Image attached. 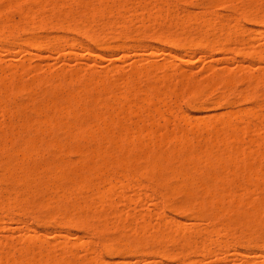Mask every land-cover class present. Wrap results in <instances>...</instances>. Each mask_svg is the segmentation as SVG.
<instances>
[{"label":"rangeland","instance_id":"374dc122","mask_svg":"<svg viewBox=\"0 0 264 264\" xmlns=\"http://www.w3.org/2000/svg\"><path fill=\"white\" fill-rule=\"evenodd\" d=\"M5 1L0 0V38H1L0 39V72H1L0 78L3 79V81L0 80V116H1L0 117L1 119L0 147L1 148L3 147L2 149L0 148V253H1L0 264H16V262H18L17 264L20 263L25 264L26 262H28V264L29 263L52 264V262L53 264L54 262H57L56 264H60V263L66 264L67 262H68L67 264H81L82 262H83L82 264H181V262H183L182 264H264V247H263L264 226H262L264 225V223L262 224V222H264L262 221L264 219L263 218L264 217V211H263L264 187H261L262 184H260L261 185L260 186L259 184L257 185L256 183L257 180L259 182L261 178H262L261 180H263L264 178L263 177L264 165H262V163L264 164V158H263L264 157V118H263L264 117V110H263L264 109V60H262L264 58V54H263L264 53V8H263L264 0H244L245 2L242 0H231V1L230 0H220V1L219 0H183V1L182 0H150V1L149 0H108V1L97 0V2L96 0H51V1L37 0L38 2H34L33 0H9V1L5 0ZM96 7L99 8L101 12L98 9H96ZM43 8L47 12L43 10ZM92 8L93 9L95 8L94 9L95 11L94 10L90 11V9ZM247 9L248 10L251 9V10L247 11ZM96 10L98 12H96ZM260 11L263 13H261ZM85 12L86 13L90 12L92 14L91 15L89 13V16H91L92 20L90 19V17L85 15L86 14ZM95 12L98 15H96ZM252 14H254V16ZM86 16L88 17L87 19L89 22L87 21L88 23H86L85 21L82 24V21L86 20L84 19V17ZM246 16L248 17L253 16V17H249L248 19ZM180 24H182L181 26L184 25L182 29H180L181 28ZM83 26L84 27L86 26L85 28H87V26L90 28L82 29ZM223 38L225 39V41L227 40L226 42H228L226 43V45ZM219 39H221L223 43ZM198 40L201 47L200 45L195 46L196 44H198L197 42ZM203 41H205L206 43ZM192 42H194L193 43L194 45L192 44ZM207 42L210 44L209 45L210 47L208 46L204 47V44L205 46L208 44ZM191 44L193 45L192 50L190 49V47L192 46ZM220 44L225 45L226 48ZM240 44H242L244 47ZM198 47L200 49H198ZM206 48L209 49L207 50ZM202 49H204V52ZM226 75L228 76L229 81L228 78H226L227 77ZM102 78L103 80H101ZM99 79L101 80V82ZM56 81L58 82L56 83ZM2 83L4 84L3 86ZM102 83L104 84L102 85ZM224 84H227V86L225 87ZM16 85L21 87V88L19 87L18 88L19 90L17 91H16L17 89ZM3 88H5L6 90L5 89L3 90ZM129 88L130 90H128ZM150 88L153 89L150 90ZM155 88L157 91L155 90ZM13 89H15L16 94H14L15 91ZM26 89L28 92L30 91L29 93L31 94H29L26 91ZM70 90H72L73 92ZM66 91L68 92V95ZM153 93H154V97L152 96ZM155 94L158 97L155 96ZM69 95H72V98H74L76 101H78L77 99H79V101L77 102L78 105H76L77 103L75 102L74 99L73 100L75 104H72L73 100L71 96L69 97ZM111 95L112 97H110ZM145 95L148 99L145 97ZM149 95H151V98ZM97 96L98 98H100V101L97 98ZM65 98H67V100L69 99L68 100L69 102L64 100ZM93 98L95 99L93 100ZM143 99L145 100V102ZM92 100L94 102L96 101L98 104L95 102L93 103L95 104L93 106V104H91ZM64 101L68 102L69 104L67 105L66 103H64ZM148 102L150 105L148 104ZM48 103L49 105H47ZM63 103L65 105L64 106L65 109H69V106L70 109L69 110L63 109L64 108ZM74 105H76V107H74ZM71 106H73L74 108ZM46 107L48 110L46 109ZM77 107L79 110L77 109ZM59 108L62 110H60ZM37 112L38 114H36ZM158 112L161 114H159ZM89 113H92L90 115L92 116L91 119ZM131 114L133 115L135 114L138 117H135ZM87 115L89 118L87 117ZM97 115L102 119L98 118ZM107 115L110 118H108ZM94 117H96V121L100 119L101 121L103 120L106 122L102 121L100 123H97L94 121L95 119ZM45 118L47 119L46 120L47 122L43 120ZM73 120L75 121L72 122ZM76 120L77 121L79 120V122H77ZM112 120L113 122L115 121L114 126ZM48 121L52 122V124L54 123L53 125L54 127L52 126V130L50 128H47L48 126H46ZM109 121H111L112 123L111 127L110 125H108V123L111 124ZM221 122H223L222 125ZM106 123L110 128L109 127L107 128ZM116 123H118V125H116ZM245 123L247 124L249 123V124L246 125ZM38 124H42V125L44 124L41 127V130H39L41 125L39 126ZM50 124L51 123H48V125ZM97 124H101V125H99V127L97 128L98 126ZM120 125L122 129L124 128L128 132L125 133L124 132L125 130L124 129L122 130L120 128ZM133 125L135 128H133ZM67 126L69 127V130ZM80 126L82 127L80 128ZM118 126L119 128L115 129ZM241 127L244 131L241 129ZM111 128H113L114 130L111 131L112 130ZM86 129L88 130L86 131ZM103 129L108 133L105 132ZM137 129H139L138 132ZM146 129H148L146 131L147 136L145 135ZM154 129H155V133H154ZM223 129L225 132L227 131L226 133L228 135L226 136H229V133L232 132L234 133V134L232 133V135L234 136L236 133H238L236 135L239 138V141L234 140L237 137L234 138L233 136L232 138L234 141L233 143V141L230 140L232 136L230 135L231 137L229 139L228 137H225L224 135L225 132L223 131ZM240 129L243 131V133ZM246 129L248 132L245 131ZM233 130H235L236 133ZM119 131L122 132L120 133ZM129 131L132 136L134 134L133 137L135 139L133 137L131 138L127 136L129 134ZM215 131H217L216 132L217 134L219 133V131L221 132L223 131L222 132L223 137L221 133L216 135ZM96 132H98L97 133L98 135L96 134ZM135 132L137 133L135 134ZM83 133L86 134L88 137ZM91 133L94 134V137ZM123 133L124 135L126 134L127 139L126 136L123 135ZM67 134H69L70 136ZM90 134L94 139L90 137L91 136ZM108 134L114 141L115 138L118 137V139H116L115 142L112 140H111L112 142L110 141L111 143L114 142V144L112 145H110V142H108L110 139L107 140L109 137L107 136ZM137 134L138 137L135 136ZM214 134L216 135V139L214 137L215 136ZM255 134H257L259 138ZM114 135L117 136L114 137ZM131 135L129 134V136ZM36 136L39 138H37ZM170 136L172 138H169ZM176 136L179 137V141L177 140L178 138ZM249 136L250 138H248ZM73 137L74 139L72 140ZM84 137L86 139H83ZM173 137L174 138L176 137L177 139L176 138L175 139L178 142H175L176 140L175 141L172 140ZM123 138L125 142L128 143V145L126 143H125L126 145L124 143L122 144V142H124ZM219 138H221V140L223 141H220ZM31 139L33 140L34 143L32 142ZM248 139L251 140L254 139V141L251 142ZM50 140L51 141L53 140L52 143L54 145L50 142ZM118 140H120L119 142L121 143H119ZM129 140H131L133 143L136 142L137 144L135 143L133 145L131 144L132 142ZM228 140L232 142H229ZM219 141L222 142V144ZM249 142H251V144ZM27 143L29 145H27ZM55 143H57L56 147H55ZM74 143H76L75 146ZM82 143L83 145L85 144L86 147H84ZM86 143H88V145ZM218 143L221 145H218ZM115 144L117 147L113 146ZM246 144L249 145L247 146ZM214 145L215 147L216 146L219 147L216 150H214L215 149ZM177 148L178 151H175L177 150ZM232 148L236 151L237 149L239 150L238 151L239 155L236 152L234 153V155L239 156L238 159H240L241 161L238 160L234 155L233 156L236 159H233L234 158L232 156L233 153L231 152L232 151L234 152V150H231ZM257 148H259V150ZM89 149H91L90 150L91 154ZM103 149L105 150L103 151ZM126 149L128 150L126 151ZM254 149L256 151L255 153H257L258 151H260L261 153L258 152L257 154H254ZM135 150L137 151L135 152ZM226 150H228V152ZM252 150L253 153H251ZM110 151L113 152V154ZM206 151L211 153L212 154L211 156L213 155L215 156L209 157L210 154L206 153ZM214 151L217 153H215ZM28 152H30V154ZM178 154L180 155V157ZM190 154L194 156L197 154L196 157L200 156L198 159L202 162L201 163L200 161L197 162L198 159H196L193 156H190ZM220 154H223L222 155L223 158L222 156H220ZM260 154L261 156H259ZM134 155L135 158L137 157L136 159L133 157ZM108 156L110 157L109 160H108ZM204 156L207 157V158L205 157L207 160H205ZM224 156L226 161L221 163L223 161L222 159H224ZM24 157L25 159H23ZM131 157H133L134 159ZM161 157L163 158L161 159ZM214 157L215 159L220 158V160H222L221 162L219 161L220 164L218 165L221 166L226 165V166H224V168L220 167L223 169L220 168L218 169L219 166L218 165H217L218 167L216 166L218 160L215 162L216 164H214L215 161L213 159ZM89 158L93 162H91ZM128 158H130L131 160ZM154 158L163 160L164 163L165 161L168 162L167 167L169 168L166 167L167 169H162L163 172L160 171V173L156 172L157 170H151L153 172H150V169L144 167V165L147 166L146 162H149V160L151 161ZM210 158H212L213 164L216 167V168L214 167L211 172L210 170L213 164L211 165L212 161ZM244 158L246 160H244ZM6 159L9 160L6 161ZM82 159L84 162L82 161ZM132 159L133 161L134 160L135 161L133 162ZM203 159L205 161H203ZM208 160L211 162H209ZM237 160L240 162V164L242 163V161L245 162V165H248V163H250L249 165L252 168V170L255 168L253 164H257L256 165L258 166L257 169L261 168L260 169L261 172L259 170L257 171L256 169L255 170L256 176H255V174L252 173V171H250L251 169L250 167H249L250 169L242 168L245 166L243 164L244 162L242 163L243 164L242 167H240L239 166L240 164L238 165L239 162H237ZM85 162L87 163V165ZM176 162L178 165V169L176 167ZM207 162L208 164L211 165V166L209 165V167L211 168H207L208 166L204 167L205 163ZM232 162L235 163L233 164ZM52 163H54L53 166H51ZM180 163L184 165H181ZM195 163H197L198 166H201L202 170H200L201 169L200 167L199 168L196 167L197 165H195ZM8 164H9V168L7 167ZM14 165L16 166V168ZM29 165L32 166L30 167ZM69 165L71 168L69 167ZM179 166L182 167V170L181 167ZM234 166H236L237 171H235ZM229 167L230 170L228 169ZM87 168L89 169L86 170ZM105 168L106 169L108 168L110 170H106ZM144 168L148 170H145ZM190 168L193 169V172H191L192 169L190 170ZM195 168L197 169L196 171H194ZM16 169L18 171L20 169V171L18 172ZM30 169H32V171H30ZM247 169L249 170V172ZM244 170L245 172H248L249 176H251L250 174H253L252 175L253 177L251 176L253 179L255 177L256 178L258 177L260 178V176L262 177L260 179L259 178L256 179V182H254L255 179L253 180L251 177H250L251 180H248L246 178L248 175H246L247 173L246 174L244 173ZM7 171L10 173H6ZM56 171L57 172L59 171L58 174L56 173ZM70 171L72 174L70 173ZM97 171H99V173ZM145 171L150 172L148 174V177L147 175H145L148 172L146 173ZM166 171L168 172L166 173ZM100 172L102 174H100ZM106 172L108 173V175ZM185 172L187 174H185ZM195 172H197L196 174L198 173L199 174L195 176ZM217 172L218 174H220L219 177ZM239 172L241 174H239ZM20 173L21 176L19 175ZM94 173L96 174V176ZM173 173L175 177H173ZM190 173L192 175H189ZM223 173H225V175H222ZM228 173H231L236 177L238 176V178L235 177L238 180L233 178V180L230 181L229 178L232 175ZM8 174H10V176H8ZM140 174L142 176H140ZM161 175L163 179L162 177H160ZM163 175L165 177L169 175L168 176L169 179L165 178ZM221 175L223 177H221ZM226 175H229L228 180L225 177ZM64 176L65 177L68 176L66 179L69 178V180L67 181ZM213 176H216V178L215 177L213 178ZM243 176H246L244 182H243L244 179ZM28 177L31 178L28 179ZM90 177L93 179H91ZM185 177L187 178L190 177V178L185 179ZM204 177L211 178V179L208 178L209 180L213 179V182L215 181L214 179L218 180L220 177L221 180H224L226 178L225 180H227L229 182V185L230 184L231 185L230 186L226 185L228 182L225 183L226 182L225 180H224L225 182L222 181L224 183V186L221 189L224 190L222 191L225 193L224 194L221 192V189L218 190L220 186L219 188L218 186H216L218 184L220 185L223 184L221 180L217 181L218 184L216 181H215L216 184L215 182L214 183L212 182L216 186V188H213L214 185L210 184L208 182L209 180ZM59 178H61L62 181H58L60 180ZM83 178L90 179L89 182L90 187L87 184L88 186L86 185V187L84 186L85 187L84 188L83 185L85 184L83 183L80 184L81 179ZM39 179H41L42 181ZM55 179L57 180L56 181L57 185L55 184ZM116 179L118 181H116ZM170 179L172 180L171 183L169 182ZM173 179H175L176 181L175 180L173 181ZM19 180L20 182L23 181L22 184H20ZM166 180H168L167 183L165 182ZM205 181H207L208 184L212 185V188L210 185H209L210 187L209 186L207 187V185L203 184L205 183ZM246 181H252V183L254 182L253 184L257 186V189H255V187H253L254 185L252 186L251 182H249L248 186L250 184V186L254 190L251 187H249L248 188L249 191H245L244 189L247 186V184H245ZM14 182L15 183L17 182V184L15 185ZM69 182L71 183V185ZM185 182L187 185L185 184ZM199 182L202 185L201 184L199 185ZM12 183L14 186L12 185ZM114 183L116 184V186ZM180 183H182L184 186L186 185L185 189L183 186H181L182 184ZM191 183H194V185ZM19 184L20 186H18ZM113 184L115 186L116 191L112 188ZM121 184H125L126 186L122 185L123 186L122 188ZM233 184L235 186L237 185L238 187L239 185L241 186L239 188H237V186L232 187L234 186ZM164 185L165 186L167 185V187L168 185L173 186V188L174 187L176 188L177 185H179L178 186L179 188L178 187L176 188L178 189L177 191L175 188L173 190V188L171 187L166 188L164 187ZM242 185L245 186V188L241 192V188H243ZM78 186L80 189L78 188ZM119 186H121V188ZM180 186L182 191L184 189L186 192L189 189L191 195L189 193L187 194L182 193L180 191L181 190ZM199 186L201 187L204 186L203 192H201L202 188L200 189ZM52 187L54 188L52 189ZM96 188L97 190L98 189L99 190L97 191ZM169 188H171L170 193H169ZM205 188H207V190ZM227 188L229 192L227 191ZM40 189L42 191H40ZM67 189H69V191H67ZM76 189L79 190L77 191ZM204 189L207 191V193H210V196L214 195L215 192L216 194L212 197H209L207 196L209 194L205 193ZM214 189H216V191ZM100 190L101 193L103 192V190L106 192L108 191L107 192L108 195L106 194V192L105 193L103 192L104 193L103 195L105 196H103L102 194L99 195ZM212 190H214L215 192H213ZM252 190H253V194L251 192ZM259 190H261L262 194L259 193L260 192ZM211 191L213 192V194ZM219 191L222 194L221 196L219 194ZM62 192L63 194L61 195ZM96 192L99 193V194L97 193L99 195V198L98 195H96ZM177 192L179 195L177 194ZM181 193L185 195L183 196L181 195ZM192 193L195 195L196 198L194 197V195H192ZM56 194L59 196H56ZM188 194L191 196V198H189L190 196H188ZM63 195H65V197ZM106 195L108 197L107 199H106ZM225 195L227 196L229 195L230 197L228 196L229 197L228 198ZM215 196H217L220 201L217 199V197L215 198ZM247 196L248 198H246ZM48 199L51 201L55 199V201L51 202ZM70 199L71 201H73L74 199V201L71 202ZM182 199H185L186 201L185 200L181 201ZM194 199H197V202ZM33 200H35V205L37 204L36 206L34 205ZM78 200H79V205H78ZM83 200L85 201L83 202ZM106 200H107V204H106ZM191 200L194 201L193 205ZM214 200L215 202L218 201L217 204H213ZM259 200L261 202H259ZM173 201L174 204H172ZM177 201H179L178 204ZM187 201H188V206L189 205L192 206L190 207L191 210L189 208L191 213H189V210L185 208H184L185 210L183 209L184 207L183 205H186ZM209 201L210 204H208ZM48 202H50V204H47ZM59 202L60 205H58ZM93 202L95 205L93 204ZM168 202L171 205H167ZM219 202L221 206L219 205ZM251 202H253L252 205ZM17 204L18 207H16ZM97 204L98 206H96ZM99 204L101 205V207ZM176 204L178 208L182 206V208L180 210L178 209V211H177V207L175 208ZM201 204L203 205V207H201ZM86 205L87 207L90 206L89 209L88 208L86 209ZM58 206L61 208H58ZM67 206H69L71 209L68 207V209L65 210ZM75 206L77 207L80 206L82 210L80 209L79 210L83 211L85 214L87 212L89 213L84 215L85 216L84 217L83 216L84 213L82 212L81 216H83L82 217L83 219L80 218L81 217L80 213H77L79 214L78 215L79 217H77L76 212L79 211L78 208ZM73 207L77 209V211H74L76 216L73 212V210L76 209H74ZM171 207H173L174 209ZM193 207L195 208L197 207L196 212H198L199 210L201 211L204 210V212L205 211L207 212L205 214L204 212L202 213L200 211H199L200 214L192 213ZM62 208L64 209V211L60 213V209L62 211ZM257 208L259 209L260 213H263L262 217L261 214L258 213ZM54 209H56V211ZM182 209L184 211H182ZM67 211H69V213ZM95 211L96 214H94ZM60 214L62 215L60 216ZM190 214L191 215L193 214L194 216L192 215L193 216L192 217ZM238 214H240V216ZM258 214L260 215L259 216L260 219L258 218L260 221L257 220L256 217ZM63 215L64 218H61L63 217ZM65 215L68 220H66ZM205 215L209 217H206ZM114 216L115 217L117 216L118 220ZM199 216H201L200 219H198ZM251 216L253 220H257L259 223H261V226L257 224L258 222L256 221H255L256 223L255 222L251 223V219H252V218L250 219ZM119 217H121V220L124 219V221H120ZM196 217L198 218L195 219ZM95 218L97 220H95ZM143 218L144 220H142ZM244 218L247 221L246 224ZM246 218L250 220H247ZM61 219H65V220L62 221ZM73 220L74 221L78 220L79 222L77 221L74 222ZM216 220L217 222H215ZM234 220L236 223L234 222ZM69 221L71 225L68 223ZM83 221H85V223ZM147 221L150 224L146 225V223H148ZM166 221H168V223ZM243 222L244 224H242ZM110 223L112 225L111 227L109 226ZM173 224L174 227H172ZM138 225H141V227ZM144 225L148 226L149 228H147ZM177 225H179L180 227L179 232H177L178 231ZM183 225L184 227H182ZM128 226L131 227L129 228ZM252 226L254 227L251 228ZM170 227L173 228V231L172 229H169ZM236 227H239L238 230ZM139 228H141L144 233H142V231H139L141 230ZM228 228L232 232H230ZM99 229L101 230L100 232L98 231ZM129 229L130 231H132V233L129 231ZM160 229L161 231H163V233H161ZM168 230L169 231L171 230L170 232L172 233L170 234ZM180 230L182 233L180 232ZM174 232L175 234L176 232L179 234L175 235L173 234ZM183 233L186 237H183ZM209 233L211 234V236H208ZM120 235H122L123 238ZM135 235L138 239L135 238ZM139 235L141 238L144 236V238L140 239ZM150 235L151 236L153 235L152 238L150 237L151 241H149L150 238H148ZM154 235L156 238L154 237ZM171 235L174 237H171ZM187 235L189 236L187 237ZM168 236L169 238L172 239L174 238L175 241L173 240V243H171L170 241L172 239H169ZM175 236H177V238ZM191 236H193L195 240ZM254 236L255 237L260 236L258 237L259 240L257 241L258 238L256 239ZM133 238L136 240H134ZM154 238L155 240L153 241ZM178 238L180 239L179 243L177 241ZM186 238L189 239L187 240ZM244 239L246 241H243ZM27 240L28 243L26 242ZM113 240L114 243L116 244L115 247L113 246L115 245L113 243ZM142 240H146V241L142 242ZM207 240H210L209 243L207 242ZM30 241L32 242V246ZM116 241H118L119 244ZM137 241L141 244V246ZM147 241L148 243H146ZM185 241H187L188 247L184 249L186 250L185 252L184 250L180 251V249H183L187 245L186 244L183 247ZM211 241L213 244L210 243ZM123 242L126 246L123 244ZM149 242L150 243L152 242L153 245L152 243L150 244ZM161 242L163 244H160ZM192 242H194L195 244ZM111 243H113V245ZM117 244L119 246L122 244L123 245L119 247ZM206 244L207 245L210 244L209 245L210 247L206 246L207 249H204V251L206 252V250L210 249V251L212 252H210V254H206L202 252L203 251L202 248L201 253L204 254H201L199 249L202 247V245L204 246ZM52 245L54 246V248ZM107 245L109 246L112 245L113 249L115 248L114 249L115 251L113 250L114 254L112 252L111 254L109 253L108 251L109 246ZM130 245L132 246L130 247ZM117 246L123 251L122 250L118 251L119 249ZM25 247L29 252H27ZM48 247H50V249ZM104 247L106 248V250H103L105 249ZM189 247H191L192 250ZM217 247L218 249H215ZM35 248H39V250H36ZM128 248L129 249L136 248V249L134 250L132 249L133 251H131ZM24 249L26 251H24ZM45 249L49 251L45 252ZM18 250H20L21 252ZM105 251H108L110 255H108V253ZM4 252L5 254H3ZM64 252L67 253L68 255H66ZM117 252L119 253V255L116 254ZM69 253L70 254L72 253V255H70ZM161 253L163 254L161 255ZM171 254L172 255L174 254L173 255L174 259L178 258L180 260L178 259L174 260L171 257L172 256ZM181 254L184 256H181ZM176 255H178V257ZM32 256L35 257L33 259L34 262L31 260L33 258ZM26 257L29 258V259L27 258L28 261H26L27 260ZM67 257L70 259H67ZM169 257L172 259H169ZM15 260L17 261L15 262Z\"/></svg>","mask_w":264,"mask_h":264},{"label":"bare ground","instance_id":"6f19581e","mask_svg":"<svg viewBox=\"0 0 264 264\" xmlns=\"http://www.w3.org/2000/svg\"><path fill=\"white\" fill-rule=\"evenodd\" d=\"M4 1H5V0H4ZM8 1H9V0H8ZM33 1H34V2H38L37 0H33ZM39 1H41V0H39ZM42 1H44V0H42ZM50 1H51V0H50ZM101 1H102V0H101ZM107 1H108V0H107ZM149 1H150V0H149ZM182 1H183V0H182ZM219 1H220V0H219ZM230 1H231V0H230ZM242 1H244V0H242ZM5 2H6V1H5ZM96 2H97V0H96ZM98 2H99V1H98ZM125 2H126V1H125ZM138 2H139V1H138ZM147 2H148V1H147ZM155 2H156V1H155ZM174 2H175V1H174ZM235 2H236V1H235ZM244 2H245V1H244ZM251 2H253V1H251ZM76 3H77V2H76ZM94 3H95V2H94ZM112 3H113V2H112ZM136 3H137V2H136ZM256 3H257V2H256ZM2 4H3V3H2ZM63 4H64V3H63ZM97 4H98V3H97ZM104 4H105V3H104ZM130 4H131V3H130ZM212 4H213V3H212ZM249 4H250V3H249ZM263 4H264V3H263ZM99 5H100V3H99ZM102 5H103V4H102ZM102 5H101V6H102ZM251 5H252V4H251ZM1 6H2V5H1ZM4 6H5V5H4ZM41 6H42V5H41ZM63 6H64V5H63ZM83 6H84V5H83ZM86 6H87V5H86ZM101 6H100V7H101ZM111 6H112V5H111ZM111 6H110V7H111ZM246 6H247V5H246ZM248 6H249V5H248ZM253 6H254V5H253ZM255 6H256V5H255ZM65 7H66V6H65ZM70 7H71V6H70ZM80 7H81V6H80ZM107 7H108V6H107ZM110 7H109V8H110ZM128 7H129V6H128ZM249 7H250V6H249ZM260 7H261V6H260ZM262 7H263V5H262ZM8 8H9V6H8ZM125 8H126V7H125ZM247 8H248V7H247ZM263 8H264V7H263ZM263 8H262V9H263ZM46 9H47V8H46ZM62 9H63V8H62ZM68 9H69V8H68ZM94 9H95V8H94ZM94 9L92 8V9H90V11H92V10H94ZM96 9L99 10V8H97V7H96ZM100 9H101V8H100ZM104 9H105V8H104ZM262 9H260V10H262ZM43 10H45V9L43 8ZM250 10H251V9H250ZM250 10L247 9V11H250ZM45 11H46V10H45ZM81 11H82V10H81ZM94 11H95V10H94ZM99 11L101 12V10H99ZM107 11H108V9H107ZM107 11H106V12H107ZM157 11H158V10H157ZM162 11H163V10H162ZM207 11H208V10H207ZM255 11H256V9H255ZM32 12H33V11H32ZM46 12H47V11H46ZM96 12H98V11L96 10ZM96 12H95V14H96ZM125 12H126V11H125ZM251 12H252V11H251ZM257 12H258V11H257ZM260 12H261V11H260ZM22 13H23V12H22ZM26 13H27V12H26ZM35 13H36V12H35ZM85 13H86V12H85ZM87 13H88V14H87ZM87 13H86L85 15H87V16L90 17V19H91V16H89V13H90V12H87ZM92 13H93V12H92ZM108 13H109V11H108ZM135 13H136V12H135ZM258 13H259V12H258ZM261 13H263V12H261ZM37 14H38V13H37ZM59 14H60V13H59ZM90 14H91V13H90ZM110 14H111V13H110ZM137 14H138V13H137ZM57 15H58V14H57ZM91 15H92V14H91ZM96 15H98V14H96ZM96 15H95V16H96ZM252 15L254 16V14H252ZM20 16H21V15H20ZM87 16L84 17V19H86V20L83 19L84 21H82V24H83V22H85V21H86V23L89 22L88 19H87V18H88ZM99 16H100V15H99ZM101 16H102V15H101ZM122 16H123V15H122ZM131 16H132V15H131ZM241 16H242V15H241ZM253 16H249V17H253ZM54 17H55V16H54ZM92 17H93V16H92ZM142 17H143V16H142ZM189 17H190V16H189ZM244 17H245V16H244ZM246 17L249 19L248 16H246ZM14 18H15V17H14ZM25 18H26V17H25ZM73 18H74V17H73ZM121 18H122V17H121ZM177 18H178V17H177ZM177 18H176V19H177ZM247 18H246V19H247ZM51 19H52V18H51ZM123 19H124V18H123ZM179 19H180V18H179ZM253 19H255V18H253ZM5 20H6V19H5ZM91 20H92V19H91ZM91 20H90V22H91ZM93 20H94V18H93ZM161 20H162V19H161ZM209 20H210V19H209ZM256 20H257V18H256ZM58 21H59V20H58ZM87 21H88V22H87ZM96 21H97V20H96ZM105 21H106V20H105ZM122 21H123V20H122ZM141 21H142V19H141ZM144 21H145V20H144ZM158 21H159V20H158ZM198 21H199V20H198ZM202 21H203V20H202ZM252 21H253V20H252ZM254 21H255V20H254ZM7 22H8V21H7ZM23 22H24V21H23ZM28 22H29V21H28ZM41 22H42V21H41ZM64 22H65V21H64ZM76 22H77V21H76ZM92 22H93V21H92ZM129 22H130V21H129ZM185 22H186V21H185ZM203 22H204V21H203ZM207 22H208V21H207ZM209 22H210V21H209ZM257 22H258V21H257ZM259 22H260V21H259ZM67 23H68V21H67ZM142 23H143V22H142ZM183 23H184V22H183ZM45 24H46V23H45ZM55 24H56V23H55ZM79 24H80V23H79ZM82 24H81V25H82ZM91 24H92V23H91ZM111 24H112V23H111ZM164 24H165V23H164ZM197 24H198V23H197ZM214 24H215V23H214ZM219 24H221V23H219ZM86 25H88V24H86ZM112 25H113V24H112ZM169 25H170V24H169ZM181 25H182V24H180V26H181ZM200 25H201V24H200ZM226 25H227V24H226ZM27 26H29V25H27ZM183 26H184V25H183ZM183 26H181L180 29H182ZM201 26H202V25H201ZM70 27H71V26H70ZM85 27H86V26H85ZM85 27L83 26L82 29H83V28H84V29L90 28V27H88V26H87V28H85ZM99 27H100V26H99ZM118 27H119V26H118ZM3 28H4V27H3ZM33 28H34V27H33ZM77 28H78V27H77ZM113 28H114V27H113ZM31 29H32V28H31ZM162 29H163V28H162ZM183 29H184V28H183ZM210 29H212V28H210ZM5 30H6V29H5ZM9 30H10V29H9ZM132 30H133V29H132ZM91 31H92V30H91ZM111 31H112V30H111ZM164 31H165V30H164ZM170 31H171V30H170ZM206 31H207V29H206ZM69 32H70V31H69ZM79 32H80V31H79ZM122 32H123V31H122ZM220 32H221V31H220ZM31 33H32V32H31ZM105 33H106V32H105ZM134 33H135V32H134ZM199 33H201V32H199ZM228 33H229V32H228ZM33 34H34V33H33ZM125 34H126V33H125ZM165 34H166V33H165ZM209 34H211V33H209ZM5 35H6V34H5ZM140 35H141V34H140ZM167 35H168V34H167ZM184 35H185V34H184ZM29 36H30V35H29ZM125 36H126V35H125ZM200 36H201V35H200ZM30 37H31V36H30ZM97 37H98V36H97ZM122 37H123V36H122ZM130 37H131V36H130ZM230 37H231V36H230ZM27 38H29V37H27ZM163 38H164V37H163ZM171 38H172V37H171ZM0 39H1V38H0ZM23 39H24V38H23ZM32 39H33V38H32ZM91 39H92V38H91ZM111 39H112V37H111ZM135 39H136V38H135ZM201 39H203V38H201ZM223 39H224V38H223ZM226 39H227V38H226ZM119 40H121V39H119ZM132 40H133V39H132ZM160 40H161V39H160ZM208 40H209V38H208ZM219 40H221V39H219ZM28 41H29V40H28ZM32 41H33V40H32ZM172 41H173V40H172ZM224 41H225V39H224ZM226 41H227V40H226ZM226 41H225V45H226V43H228V42H226ZM230 41H231V40H230ZM197 42H198V44H196L195 46H199V45H200L199 40H198ZM203 42H205V41H203ZM221 42H222V40H221ZM193 43H194V42H192V44H193ZM195 43H196V42H195ZM205 43H206V42H205ZM207 43H208V42H207ZM222 43H223V42H222ZM97 44H98V43H97ZM192 44H191V45H192ZM54 45H55V44H54ZM77 45H80V44H77ZM193 45H194V44H193ZM193 45L190 47L191 50H192ZM209 45H210L209 43H208L206 46H205V44H204V47H207V46L210 47ZM220 45H222V44H220ZM225 45H222V46L225 47ZM240 45H242V44H240ZM46 46H47V45H46ZM216 46H218V45H216ZM242 46H243V45H242ZM200 47H201V45H200ZM220 47H221V46H220ZM243 47H244V46H243ZM46 48H47V47H46ZM48 48H49V47H48ZM103 48H104V47H103ZM212 48H213V47H212ZM216 48H217V47H216ZM225 48H226V47H225ZM198 49H200V48L198 47ZM206 49H207V48H206ZM206 49H205V50H206ZM208 49H209V48H208ZM208 49H207V50H208ZM221 49H223V48H221ZM193 50H194V49H193ZM202 50H203V52H204V49H202ZM237 50H238V49H237ZM238 51H239V50H238ZM239 52H240V51H239ZM255 53H256V52H255ZM255 53H254V54H255ZM261 53H262V52H261ZM257 54H258V53H257ZM263 54H264V53H263ZM258 56H259V55H258ZM260 59H261V58H260ZM262 60H264V58H263ZM262 60H261V61H262ZM3 72H4V71H3ZM0 73H1V72H0ZM3 74H4V73H3ZM135 74H136V73H135ZM228 74H229V73H228ZM74 75H76V74H74ZM11 76H12V75H11ZM140 76H141V75H140ZM164 76H165V75H164ZM219 76H220V75H219ZM226 76H227V75H226ZM230 77H231V76H230ZM251 77H252V76H251ZM2 78H3V77H2ZM94 78H95V77H94ZM96 78H97V77H96ZM226 78H228V76H227ZM10 79H11V78H10ZM56 79H57V78H56ZM72 79H73V78H72ZM219 79H221V78H219ZM222 79H223V78H222ZM231 79H232V78H231ZM231 79H230V81H231ZM260 79H261V78H260ZM0 80L3 81V79H1V78H0ZM66 80H67V79H66ZM95 80H96V79H95ZM99 80H100V79H99ZM101 80H103V78H102ZM101 80H100V82H101ZM153 80H154V78H153ZM223 80H224V79H223ZM2 81H1V82H2ZM17 81H18V80H17ZM61 81H62V79H61ZM181 81H182V80H181ZM225 81H226V80H225ZM228 81H229V78H228ZM12 82H13V81H12ZM48 82H49V81H48ZM57 82H58V81H56V83H57ZM63 82H64V81H63ZM102 82H103V81H102ZM154 82H155V81H154ZM184 82H185V81H184ZM220 82H221V81H220ZM7 83H8V82H7ZM64 83H65V82H64ZM108 83H109V82H108ZM108 83H107V84H108ZM178 83H179V82H178ZM180 83H181V82H180ZM221 83H222V82H221ZM223 83H226V82H223ZM49 84H50V83H49ZM58 84H59V83H58ZM98 84H101V83H98ZM103 84H104V83H102V85H103ZM109 84H110V83H109ZM3 85H4V84L2 83V86H3ZM59 85H60V84H59ZM187 85H188V84H187ZM252 85H253V84H252ZM16 86H17V89H16V91H17V90H19L18 88H19L20 86H18V85H16ZM224 86L226 87L227 84H224ZM224 86H223V87H224ZM14 87H15V86H14ZM27 87H29V86H27ZM27 87H26V88H27ZM59 87H60V86H59ZM104 87H105V86H104ZM115 87H116V86H115ZM151 87H152V86H151ZM182 87H183V86H182ZM15 88H16V87H15ZM20 88H21V87H20ZM22 88H23V87H22ZM24 88H25V87H24ZM51 88H52V87H51ZM57 88H58V87H57ZM84 88H85V87H84ZM98 88H99V87H98ZM102 88H103V87H102ZM194 88H195V87H194ZM228 88H229V87H228ZM4 89H5V88H3V90H4ZM27 89H28V88H27ZM27 89H26V91H27ZM29 89H30V88H29ZM152 89H153V88H150V90H152ZM5 90H6V89H5ZM13 90L15 91V89H13ZM23 90H25V89H23ZM84 90H85V89H84ZM86 90H87V89H86ZM102 90H104V89H102ZM128 90H130V88H129ZM128 90H127V91H128ZM155 90H156V88H155ZM16 91H15L14 94H16ZM57 91H58V90H57ZM70 91H72V90H70ZM112 91H113V90H112ZM134 91H135V90H134ZM134 91H133V92H134ZM156 91H157V90H156ZM208 91H209V90H208ZM223 91H224V90H223ZM18 92H19V91H18ZM18 92H17V93H18ZM27 92H28V91H27ZM29 92H30V91H29ZM29 92H28V93H29ZM66 92H67V91H66ZM72 92H73V91H72ZM72 92H71V94H72ZM74 92H75V91H74ZM79 92H80V91H79ZM79 92H78V94H79ZM114 92H115V91H114ZM121 92H122V91H121ZM178 92H179V91H178ZM12 93H13V91H12ZM19 93H20V92H19ZM19 93H18V94H19ZM48 93H49V92H48ZM51 93H53V92H51ZM99 93H100V91H99ZM163 93H164V92H163ZM5 94H6V92H5ZM14 94H13V95H14ZM29 94H31V93H29ZM49 94H50V93H49ZM73 94H74V93H73ZM83 94H84V93H83ZM91 94H92V93H91ZM112 94H113V93H112ZM144 94H145V92H144ZM147 94H148V93H147ZM149 94H150V93H149ZM151 94H152V91H151ZM156 94H157V93H156ZM156 94H155V96H157ZM13 95H12V96H13ZM57 95H58V92H57ZM57 95H56V96H57ZM67 95H68V92H67ZM80 95H81V94H80ZM96 95H97V94H96ZM105 95H106V94H105ZM158 95H159V94H158ZM15 96H16V95H15ZM70 96H71V98H72V95H69V97H70ZM87 96H88V95H87ZM91 96H92V95H91ZM149 96H150V98H151V95H149ZM152 96L154 97V93H153ZM13 97H14V96H13ZM57 97H58V96H57ZM69 97H68V98H69ZM76 97H77V96H76ZM79 97H80V96H79ZM92 97H93V96H92ZM101 97H102V96H101ZM110 97H112V95H111ZM118 97H119V96H118ZM140 97H141V96H140ZM145 97H146V95H145ZM157 97H158V96H157ZM32 98H33V97H32ZM71 98H70V99H71ZM86 98H87V97H86ZM95 98H96V97H95ZM95 98H93V100H94ZM97 98H98V96H97ZM104 98H105V97H104ZM123 98H124V97H123ZM146 98H147V97H146ZM146 98H145V99H146ZM200 98H201V97H200ZM4 99H5V98H4ZM52 99H53V98H52ZM73 99H74V98H72V100H73ZM91 99H92V98H91ZM98 99H99V101H100V98H98ZM113 99H114V98H113ZM136 99H137V98H136ZM147 99H148V98H147ZM161 99H162V98H161ZM248 99H249V98H248ZM58 100H59V98H58ZM64 100L68 101L69 99L67 100V98H65ZM74 100H75V99H74ZM74 100H73V103H72V104H75V102L77 103V102L79 101V99H77L78 101L75 100V102H74ZM88 100H89V99H88ZM93 100H92V101H93ZM111 100H112V98H111ZM117 100H118V99H117ZM123 100H124V99H123ZM143 100H144V99H143ZM149 100H150V99H149ZM200 100H201V99H200ZM60 101H61V100H60ZM92 101H91V104H93V103L96 102V101H95V102H94V101L92 102ZM106 101H107V100H106ZM108 101H109V100H108ZM146 101H147V100H146ZM151 101H152V100H151ZM27 102H28V101H27ZM68 102H69V101H68ZM68 102H65V101H64V103H66L67 105L69 104ZM82 102H83V101H82ZM103 102H104V101H103ZM137 102H138V101H137ZM144 102H145V100H144ZM171 102H172V101H171ZM52 103H53V102H52ZM52 103H51V104H52ZM64 103H63V107L65 106ZM96 103H97V102H96ZM112 103H113V102H112ZM115 103H116V102H115ZM117 103H118V102H117ZM121 103H122V102H121ZM126 103H127V102H126ZM217 103H218V102H217ZM260 103H261V102H260ZM51 104H50V105H51ZM70 104H71V103H70ZM82 104H83V103H82ZM88 104H89V103H88ZM97 104H98V103H97ZM99 104H101V103H99ZM107 104H108V103H107ZM133 104H134V103H133ZM148 104H149V102H148ZM38 105H39V104H38ZM47 105H49V103H48ZM67 105H66V107H67ZM76 105H78V103H77ZM76 105H74V107H76ZM94 105H95V104H93V106H94ZM103 105H104V104H103ZM114 105H115V104H114ZM149 105H150V104H149ZM153 105H154V103H153ZM164 105H165V104H164ZM17 106H18V105H17ZM44 106H45V105H44ZM85 106H86V104H85ZM100 106H101V105H100ZM105 106H106V105H105ZM119 106H120V105H119ZM134 106H135V105H134ZM142 106H143V105H142ZM157 106H158V105H157ZM174 106H175V105H174ZM37 107H39V106H37ZM59 107H61V106H59ZM71 107H73V106H71ZM74 107H73V108H74ZM95 107H96V106H95ZM103 107H104V106H103ZM225 107H226V106H225ZM258 107H259V106H258ZM27 108H28V107H27ZM48 108H49V107H48ZM50 108H51V107H50ZM79 108H80V107H79ZM117 108H118V107H117ZM157 108H158V107H157ZM32 109H33V108H32ZM35 109H36V108H35ZM46 109H47V107H46ZM59 109H60V108H59ZM63 109H65V107H64ZM69 109H70V106H69ZM69 109H65V110H69ZM77 109H78V107H77ZM77 109H76V110H77ZM86 109H87V108H86ZM105 109H106V108H105ZM136 109H137V108H136ZM154 109H155V107H154ZM33 110H34V109H33ZM47 110H48V109H47ZM49 110H50V109H49ZM55 110H56V109H55ZM60 110H62V109H60ZM65 110H64V111H65ZM78 110H79V109H78ZM94 110H95V109H94ZM172 110H173V109H172ZM263 110H264V109H263ZM24 111H25V110H24ZM73 111H74V110H73ZM105 111H106V110H105ZM105 111H104V112H105ZM121 111H123V110H121ZM124 111H125V110H124ZM144 111H145V110H144ZM144 111H143V112H144ZM18 112H19V111H18ZM62 112H63V111H62ZM76 112H78V111H76ZM93 112H94V111H93ZM93 112H92V113H93ZM159 112H160V111H159ZM159 112H158V113H159ZM87 113H88V110H87ZM92 113H89V116H90ZM102 113H103V112H102ZM102 113H101V114H102ZM108 113H109V112H108ZM108 113H107V114H108ZM133 113H134V112H133ZM170 113H171V112H170ZM20 114H21V111H20ZM32 114H33V113H32ZM36 114H38V112H37ZM50 114H51V113H50ZM58 114H59V113H58ZM64 114H65V113H64ZM81 114H82V113H81ZM149 114H150V113H149ZM153 114H154V113H153ZM159 114H161V113H159ZM24 115H26V114H24ZM28 115H29V114H28ZM54 115H55V114H54ZM76 115H77V114H76ZM82 115H83V114H82ZM99 115H100V114H99ZM131 115H133V114H131ZM147 115H148V114H147ZM22 116H23V115H22ZM49 116H50V115H49ZM52 116H53V115H52ZM55 116H56V115H55ZM57 116H58V115H57ZM61 116H62V115H61ZM65 116H67V115H65ZM80 116H81V115H80ZM85 116H86V115H85ZM95 116H96V115H95ZM97 116H98V115H97ZM107 116H108V115H107ZM133 116L138 117V116H136L135 114H134ZM133 116H132V117H133ZM150 116H151V115H150ZM235 116H236V114H235ZM262 116H263V114H262ZM0 117H1V116H0ZM32 117H33V116H32ZM40 117H41V116H40ZM59 117H60V115H59ZM78 117H79V116H78ZM81 117H82V116H81ZM87 117H88V115H87ZM91 117H92V116H90V119H91ZM181 117H182V116H181ZM24 118H25V117H24ZM83 118H84V117H83ZM88 118H89V117H88ZM94 118H95V119H94ZM94 118H93L94 121L97 122V123H100V122L103 121V120L101 121L100 119H98V120H100V121H98V120L96 121V117H94ZM98 118H101V117L98 116ZM108 118H110V117L108 116ZM235 118H236V117H235ZM263 118H264V117H263ZM62 119H63V118H62ZM76 119H77V118H76ZM101 119H102V118H101ZM111 119H112V118H111ZM119 119H120V118H119ZM167 119H168V117H167ZM0 120H1V119H0ZM22 120H23V117H22ZM31 120H32V119H31ZM31 120H30V121H31ZM37 120H39V119H37ZM43 120H45V122H47V121H46V120H47L46 118L43 119ZM64 120H65V119H64ZM109 120H110V119H109ZM148 120H149V119H148ZM178 120H179V119H178ZM178 120H177V121H178ZM180 120H181V119H180ZM24 121H25V120H24ZM34 121H35V120H34ZM74 121H75V120H73L72 122H74ZM76 121H77V120H76ZM85 121H86V120H85ZM119 121H120V120H119ZM238 121H239V120H238ZM238 121H237V122H238ZM45 122H43V123H45ZM77 122H79V120H78ZM103 122H106V121H103ZM107 122H108V121H107ZM109 122L111 123V121H109ZM112 122H113V120H112ZM183 122H184V121H183ZM183 122H182V123H183ZM217 122H218V121H217ZM26 123H27V122H26ZM28 123H29V122H28ZM30 123H31V122H30ZM33 123H34V122H33ZM48 123H51V124H50L51 126L48 125ZM48 123H47V125H46V126H48L47 128H50V129L52 130V126L54 125V123L52 124V122H49V121H48ZM61 123H62V122H61ZM87 123H88V122H87ZM114 123H115V121L113 122V126L115 125ZM123 123H124V121H123ZM135 123H136V122H135ZM172 123H173V121H172ZM219 123H220V122H219ZM36 124H37V123H36ZM69 124H70V123H69ZM78 124H79V123H78ZM81 124H82V123H81ZM93 124H94V122H93ZM101 124H102V123H101ZM101 124H97V125H98L97 128H98L99 125H101ZM119 124H120V123H119ZM132 124H133V123H132ZM150 124H151V123H150ZM222 124H223V122H221V125H222ZM245 124L248 125L249 123H248V124L245 123ZM28 125H29V124H28ZM28 125H25V126H28ZM30 125H32V124H30ZM38 125H39V126L41 125V126H40V129H39V127H38V129L41 130V127H42L44 124H43V125H42V124H38ZM65 125H66V124H65ZM87 125H88V124H87ZM104 125H105V123H104ZM106 125H107V123H106ZM108 125H110V127H111V126H112V123H111V124L108 123ZM108 125H107V128L109 127ZM116 125H118V123H116ZM151 125H152V124H151ZM167 125H168V124H167ZM175 125H176V124H175ZM214 125H215V123H214ZM224 125H225V123H224ZM23 126H24V125H23ZM36 126H37V125H36ZM57 126H58V124H57ZM74 126H75V125H74ZM83 126H84V125H83ZM152 126H153V125H152ZM159 126H160V125H159ZM211 126H212V125H211ZM229 126H230V125H229ZM233 126H234V125H233ZM5 127H6V126H5ZM8 127H9V126H8ZM53 127H54V126H53ZM62 127H63V126H62ZM67 127H68V126H67ZM81 127H82V126H80V128H81ZM94 127H95V126H94ZM110 127H109V128H110ZM150 127H151V126H150ZM156 127H157V126H156ZM161 127H162V126H161ZM212 127H213V126H212ZM212 127H211V128H212ZM220 127H221V126H220ZM225 127H226V126H225ZM227 127H228V126H227ZM247 127H249V126H247ZM27 128H28V127H27ZM29 128H30V127H29ZM63 128H64V127H63ZM70 128H71V127H70ZM75 128H76V127H75ZM104 128H105V127H104ZM117 128H119V126L116 127L115 129H117ZM120 128L122 129L121 125H120ZM133 128H135L134 125H133ZM207 128H208V127H207ZM222 128H223V126H222ZM230 128H232V127H230ZM230 128H229V129H230ZM234 128H235V127H234ZM25 129H26V128H25ZM30 129H31V128H30ZM36 129H37V127H36ZM43 129H44V128H43ZM43 129H42V130H43ZM45 129H46V127H45ZM54 129H55V128H54ZM100 129H101V128H100ZM100 129H99V130H100ZM105 129H106V128H105ZM111 129H112L111 131L114 130L113 128H111ZM123 129H124V128H123ZM123 129H122V130H123ZM160 129H161V128H160ZM164 129H165V128H164ZM219 129H220V128H219ZM241 129H242V127H241ZM241 129H240V130H241ZM247 129H248V128H247ZM247 129H246L245 131H247ZM8 130H9V129H8ZM32 130H33V129H32ZM68 130H69V127H68ZM81 130H82V129H81ZM87 130H88V129H86V131H87ZM101 130H102V129H101ZM103 130H104V129H103ZM108 130H110V129H108ZM124 130H125V129H124ZM129 130H130V129H129ZM133 130H134V129H133ZM138 130H139V129H137V132H138ZM141 130H142V129H141ZM147 130H148V129L145 130V135H146V131H147ZM156 130H157V128H156ZM211 130H212V129H211ZM214 130H216V129H214ZM227 130H228V129H227ZM237 130H238V129H237ZM242 130H243V129H242ZM242 130H241V131H242ZM33 131H34V130H33ZM35 131H36V130H35ZM82 131H83V130H82ZM86 131H85V132H86ZM104 131H105V130H104ZM149 131H150V130H149ZM158 131H159V130H158ZM217 131H218V130H217ZM217 131H215V133H216ZM223 131H224V129H223ZM223 131H222V132H223ZM229 131H231V130H229ZM233 131L235 132V130H233ZM241 131H240V132H241ZM243 131H244V130H243ZM243 131H242V133H243ZM9 132H10V131H9ZM38 132H39V131H38ZM94 132H95V131H94ZM105 132H107V131H105ZM119 132H120V131H119ZM121 132H122V131H121ZM121 132H120V133H121ZM124 132L126 133V132H128V131L125 130ZM137 132H135V134H136ZM210 132H211V131H210ZM222 132L219 131V133H221V134H222ZM224 132H225V131H224ZM226 132H227V131H226ZM226 132L224 133L225 137H228V139H229V138L232 136L230 140L233 141V139H232L233 136H234V135H232L233 132H232V133H229V136H226V135H228ZM247 132H248V131H247ZM255 132H256V131H255ZM23 133H24V131H23ZM97 133H98V132H96V134H97ZM107 133H108V132H107ZM116 133H118V132H116ZM133 133H134V132H133ZM154 133H155V129H154ZM219 133H218V134H219ZM235 133H236V132H235ZM242 133H241V134H242ZM10 134H11V133H10ZM13 134H14V133H13ZM20 134H21V133H20ZM38 134H39V133H38ZM49 134H50V132H49ZM49 134H48V135H49ZM83 134H84V133H83ZM83 134H82V135H83ZM91 134H92L93 137H94V134H93V133H91ZM91 134H90V135H91ZM129 134L131 135L130 131H129ZM129 134L127 135L128 137H131V138H132V137L134 136V134H133V136H132V135L129 136ZM139 134H140V131H139ZM141 134H142V132H141ZM178 134H179V133H178ZM218 134L216 133V135H218ZM233 134H234V133H233ZM236 134H238V133H236ZM236 134H235L234 138L237 137ZM48 135H47V136H48ZM67 135H69V134H67ZM84 135H86V134H84ZM90 135H89V136H90ZM92 135H91L90 137H91L92 139H94V138L92 137ZM97 135H98V134H97ZM97 135H96V136H97ZM99 135H100V134H99ZM123 135H124V133H123ZM173 135H174V134H173ZM209 135H210V134H209ZM214 135H215V134H214ZM216 135L214 136L215 139H216ZM230 135H231V136H230ZM255 135H257V134H255ZM12 136H13V135H12ZM69 136H70V135H69ZM79 136H80V135H79ZM86 136H87V135H86ZM103 136H104V135H103ZM107 136H109V134H108ZM116 136H117V135H114V137H116ZM120 136H121V135H120ZM124 136H126V134H125ZM124 136H122V137H124ZM127 136H126V139H127ZM135 136L138 137V134L135 135ZM139 136H140V135H139ZM146 136H147V135H146ZM167 136H168V135H167ZM167 136H166V137H167ZM257 136H258V135H257ZM26 137H27V136H26ZM36 137H37V136H36ZM87 137H88V136H87ZM109 137H110V136H109ZM109 137H108V139H107V140L110 139L108 142H110V141L112 140V138H111V137L109 138ZM164 137H165V136H164ZM176 137H177L178 139H177ZM176 137H175V138L179 141V137H178V136H176ZM182 137H183V136H182ZM222 137H223V134H222ZM222 137H221V138H222ZM11 138H12V137H11ZM11 138H10V140H11ZM37 138H39V137H37ZM81 138H82V137H81ZM103 138H104V137H103ZM103 138H102V139H103ZM133 138H134V137H133ZM144 138H145V137H144ZM169 138H172V137L170 136ZM175 138L173 137L172 140L175 141V140H176ZM206 138H207V137H206ZM221 138H219L220 141H223V140H221ZM248 138H250V136H249ZM258 138H259V136H258ZM4 139H5V138H4ZM21 139H22V138H21ZM51 139H52V138H51ZM73 139H74V137L72 138V140H73ZM83 139H86V138L84 137ZM87 139H88V138H87ZM92 139H91V140H92ZM95 139H97V138H95ZM99 139H100V138H99ZM99 139H98V140H99ZM116 139H118V137L115 138V141H116ZM134 139H135V138H134ZM140 139H142V138H140ZM140 139H139V140H140ZM146 139H147V137H146ZM181 139H182V138H181ZM204 139H205V138H204ZM237 139H238V140H237ZM256 139H257V138H256ZM27 140H28V139H27ZM31 140H32V139H31ZM75 140H77V139H75ZM75 140H74V141H75ZM100 140H101V139H100ZM103 140H104V139H103ZM123 140H124V138H123ZM164 140H165V139H164ZM170 140H171V139H170ZM172 140H171V141H172ZM177 140H176L175 142H178ZM182 140H183V139H182ZM230 140H228V141H229V142H232V141H230ZM234 140L239 141V138L237 137V138L234 139ZM248 140H250L251 142L254 141V139H252V140H251V139H248ZM18 141H19V140H18ZM52 141H53V140H52ZM52 141L50 140L51 143H52ZM69 141H70V140H69ZM74 141H73V142H74ZM101 141H102V140H101ZM112 141H114V140H112ZM112 141H111V142H112ZM115 141H114V142H115ZM119 141H120V140H118V142H119ZM129 141H131V140H129ZM149 141H150V140H149ZM155 141H156V140H155ZM159 141H160V140H159ZM216 141H218V140H216ZM220 141H219V142H220ZM261 141H263V140H261ZM23 142H24V141H23ZM32 142H33V140H32ZM32 142H31V143H32ZM37 142H38V141H37ZM54 142H55V141H54ZM62 142H63V141H62ZM76 142H77V141H76ZM111 142H110V145L114 144V142H113V143H111ZM131 142H132V141H131ZM131 142H130V143H131ZM166 142H167V141H166ZM183 142H184V141H183ZM251 142H249V143L251 144ZM0 143H1V142H0ZM17 143H18V142H17ZM20 143H21V142H20ZM29 143H30V142H29ZM33 143H34V142H33ZM57 143H58V141H57ZM57 143H55V147H56V144H57ZM93 143H94V142H93ZM93 143H92V145H93ZM101 143H102V142H101ZM119 143H121V142H119ZM123 143H124V144L126 143L125 140H124V142H122V144H123ZM135 143H136V142H135ZM135 143L132 142L131 144L134 145ZM140 143H141V142H140ZM164 143H165V141H164ZM213 143H214V142H213ZM220 143L222 144V142H220ZM224 143H225V142H224ZM233 143H234V141H233ZM3 144H4V143H3ZM3 144H2V145H3ZM5 144H6V143H5ZM25 144H26V143H25ZM52 144H53V143H52ZM60 144H61V143H60ZM71 144H73V143H71ZM75 144H76V143H74V146H75ZM86 144L88 145V143H86ZM94 144H95V143H94ZM97 144H98V143H97ZM116 144H117V143H116ZM116 144L113 145V146H114V147H117ZM126 144L128 145V143H126ZM126 144H125V145H126ZM136 144H137V143H136ZM146 144H147V143H146ZM159 144H160V143H159ZM174 144H175V143H174ZM210 144H211V143H210ZM216 144H217V143H216ZM221 144L218 143V145H221ZM235 144H236V143H235ZM259 144H260V143H259ZM22 145H23V144H22ZM27 145H29V144L27 143ZM27 145H26V146H27ZM35 145H36V144H35ZM37 145H38V144H37ZM48 145H49V144H48ZM53 145H54V144H53ZM53 145H52V146H53ZM62 145H63V144H62ZM78 145H79V144H78ZM82 145H83V143H82ZM101 145H103V144H101ZM119 145H120V144H119ZM119 145H118V146H119ZM225 145H226V144H225ZM225 145H224V146H225ZM230 145H231V144H230ZM246 145L248 146L249 144H246ZM0 146H1V145H0ZM16 146H17V145H16ZM31 146H32V145H31ZM63 146H64V145H63ZM83 146L86 147L85 144H84ZM136 146H137V145H136ZM140 146H141V145H140ZM145 146H146V145H145ZM145 146H144V148H145ZM178 146H179V145H178ZM211 146H213V145H211ZM224 146H223V148H224ZM234 146H235V145H234ZM239 146H240V145H239ZM247 146H246V147H247ZM45 147H46V146H45ZM47 147H48V146H47ZM88 147H89V146H88ZM92 147H93V146H92ZM92 147H91V148H92ZM146 147H147V146H146ZM214 147H215V145H214ZM218 147H219V146H218ZM218 147L216 146L215 149H214V148H213V149L216 150ZM262 147H263V145H262ZM0 148H1V147H0ZM2 148H3V147H2ZM2 148H1V149H2ZM5 148H7V147H5ZM28 148H29V147H28ZM32 148H33V147H32ZM38 148H39V147H38ZM51 148H52V147H51ZM60 148H61V147H60ZM132 148H133V147H132ZM140 148H141V147H140ZM159 148H160V147H159ZM173 148H174V147H173ZM175 148H176V147H175ZM198 148H199V147H198ZM205 148H207V147H205ZM237 148H238V147H237ZM247 148H248V147H247ZM26 149H27V148H26ZM48 149H49V148H48ZM53 149H54V148H53ZM56 149H57V148H56ZM56 149H55V150H56ZM98 149H99V148H98ZM133 149H134V148H133ZM133 149H132V150H133ZM135 149H136V148H135ZM225 149H226V148H225ZM238 149H239V148H238ZM238 149H237V151L234 150L233 148L231 149V150H234V152H233V151L231 152V153H233L232 156L234 155L235 152L239 155V152H238L239 150H238ZM248 149H249V148H248ZM257 149L259 150V148H257ZM90 150H91V149H89V151H90ZM104 150H105V149H103V151H104ZM127 150H128V149H126V151H127ZM173 150H174V149H173ZM218 150H219V149H218ZM220 150H221V149H220ZM240 150H241V149H240ZM27 151H28V150H27ZM33 151H34V150H33ZM93 151H94V150H93ZM93 151H92V152H93ZM95 151H96V149H95ZM103 151H102V153H103ZM113 151H115V150H113ZM136 151H137V150H135V152H136ZM148 151H149V150H148ZM175 151H178V148H177V150H175ZM198 151H199V150H198ZM202 151H203V150H202ZM222 151H223V150H222ZM222 151H221V152H222ZM226 151L228 152V150H226ZM242 151H243V150H242ZM1 152H2V151H1ZM50 152H51V151H50ZM61 152H62V151H61ZM65 152H66V150H65ZM81 152H82V151H81ZM105 152H106V151H105ZM110 152H111V151H110ZM140 152H141V150H140ZM144 152H147V151H144ZM214 152H215V151H214ZM255 152H256V151H255V149H254V154H257L258 152L261 153L260 151H258L257 153H255ZM28 153L30 154V152H28ZM33 153H34V152H33ZM78 153H79V152H78ZM99 153H100V152H99ZM108 153H109V152H108ZM111 153L113 154V152H111ZM115 153H117V152H115ZM131 153H132V152H131ZM142 153H143V152H142ZM170 153H171V152H170ZM176 153H177V152H176ZM176 153H175V154H176ZM203 153H204V152H203ZM206 153L210 154V156L208 155L209 157H213V156H215V155L211 156L212 154L209 153V152H207V151H206ZM215 153H217V152H215ZM215 153H214V154H215ZM219 153H220V152H219ZM219 153H218V154H219ZM222 153H223V152H222ZM251 153H253V150H252ZM86 154H87V152H86ZM90 154H91V151H90ZM92 154H93V153H92ZM132 154H133V153H132ZM136 154H137V153H136ZM150 154H152V153H150ZM155 154H156V153H155ZM155 154H154V155H155ZM160 154H161V153H160ZM163 154H164V153H163ZM223 154H224V153H223ZM223 154H220V156H222ZM242 154H243V153H242ZM247 154H248V153H247ZM9 155H10V154H9ZM43 155H44V154H43ZM51 155H52V154H51ZM76 155H77V154H76ZM95 155H96V153H95ZM99 155H100V154H99ZM102 155H103V154H102ZM105 155H106V154H105ZM108 155H109V154H108ZM161 155H162V154H161ZM171 155H172V154H171ZM178 155H179V154H178ZM196 155H197V154H196ZM196 155L194 156V155H191V154H190V156H193V157H195L196 159H198L200 156H199V157H198V156L196 157ZM200 155H201V154H200ZM205 155H206V154H205ZM226 155H227V154H226ZM250 155H251V154H250ZM262 155H263V154H262ZM87 156H88V155H87ZM136 156H137V155H136ZM143 156H144V155H143ZM220 156H219V157H220ZM230 156H231V155H230ZM232 156H231V157H232ZM234 156H235V155H234ZM234 156H233V157H234ZM244 156H246V155H244ZM256 156H258V155H256ZM259 156H261V154H260ZM95 157H96V156H95ZM99 157H100V156H99ZM113 157H114V156H113ZM116 157H117V156H116ZM125 157H126V156H125ZM133 157L135 158V155H134ZM133 157H131V158H133ZM171 157H172V156H171ZM179 157H180V155H179ZM202 157H203V155H202ZM205 157H206V156H204V158H205ZM228 157H229V155H228ZM235 157L238 159L239 156L236 155ZM235 157H234L233 159H236ZM251 157H252V156H251ZM262 157H263V156H262ZM8 158H10V157H8ZM85 158H86V157H85ZM109 158H110V157L108 156V160H109ZM111 158H112V157H111ZM114 158H115V157H114ZM134 158H133V159H134ZM136 158H137V157H136ZM136 158H135V159H136ZM145 158H146V155H145ZM162 158H163V157H161V159H162ZM189 158H190V157H189ZM206 158H207V157H206ZM206 158H205V160H207ZM222 158H223V156H222ZM249 158H250V157H249ZM263 158H264V157H263ZM23 159H25V157H24ZM89 159H90V158H89ZM89 159H88V160H89ZM97 159H98V157H97ZM128 159H130V158H128ZM133 159H132V161H133ZM142 159H143V158H142ZM149 159H150V157H149ZM151 159H152V158H151ZM165 159H166V158H165ZM192 159H194V158H192ZM208 159H209V158H208ZM210 159H211V161H212V158H210ZM213 159L215 160V161H214V164H216L215 162L218 160L216 166H217L218 164H220L219 161L221 162V161L223 160L221 163H223V162L226 161V160H225V156H224V159H222V160H220V158H219V159H218V158L215 159V157H214ZM241 159H242V158H241ZM8 160H9V159H8ZM8 160L6 159V161H8ZM20 160H21V159H20ZM60 160H61V159H60ZM85 160H86V159H85ZM101 160H102V159H101ZM113 160H114V159H113ZM113 160H112V161H113ZM130 160H131V159H130ZM166 160H167V159H166ZM179 160H180V159H179ZM205 160L203 159V161H205ZM238 160H240V159H238ZM238 160H237V162H239ZM242 160H243V159H242ZM244 160H246V159L244 158ZM254 160H255V159H254ZM258 160H259V159H258ZM32 161H33V160H32ZM82 161H83V159H82ZM90 161H91V159H90ZM132 161H131V162H132ZM134 161H135V160H134ZM134 161H133V162H134ZM142 161H143V160H142ZM147 161H148V159H147ZM167 161H168V160H167ZM173 161H174V159H173ZM173 161H172V162H173ZM175 161H177V160H175ZM199 161H200V160L198 159L197 162H199ZM208 161H209V160H208ZM211 161H209V162H211ZM235 161H236V160H235ZM240 161H241V160H240ZM247 161H248V159H247ZM51 162H52V161H51ZM83 162H84V161H83ZM91 162H93V161H91ZM97 162H99V161H97ZM102 162H103V161H102ZM106 162H107V161H106ZM108 162H109V161H108ZM184 162H185V161H184ZM186 162H187V161H186ZM193 162H194V160H193ZM195 162H196V160H195ZM201 162H202V161H200V163H201ZM227 162H228V159H227ZM243 162H244V161H242V163H243ZM11 163H12V162H11ZM29 163H30V162H29ZM55 163H56V162H55ZM85 163H86V162H85ZM116 163H117V162H116ZM146 163H147V164H146L147 166L144 165V167L149 168V169H150V172H153V171H151V170H157L156 172L160 173V171L163 172L162 169H167V168H169V167H167V163H168V162L165 161V163H166V164H165L163 160L156 159V158H154V159L151 160V161L149 160V162H146ZM170 163H171V160H170ZM232 163H233V162H232ZM234 163H235V162H234ZM234 163H233V164H234ZM242 163L240 164V162H239L238 165L240 164V165H239L240 167H242L243 164L245 165V162H244L243 164H242ZM53 164H54V163H52L51 166H53ZM56 164H57V163H56ZM65 164H66V163H65ZM79 164H80V163H79ZM82 164H83V163H82ZM100 164H101V163H100ZM132 164H133V163H132ZM180 164H181V163H180ZM180 164H179V165H180ZM206 164H208V162L205 163V166H204V164H203V166H204V167H207V166H208L207 168H211V167H212L211 170H210V172H211L212 169L215 167L214 164H213V161L211 162V165L213 164V166H211L210 164H208V165H206ZM249 164H250V163H248V165H245L246 167L244 166V167H242V168H244V169H245V168H249V167H250ZM49 165H50V164H49ZM67 165H68V164H67ZM67 165H66V166H67ZM77 165H78V164H77ZM86 165H87V163H86ZM104 165H105V164H104ZM111 165H112V163H111ZM135 165H136V164H135ZM181 165H184V164H181ZM188 165H189V164H188ZM195 165H197V163H195ZM209 165H210L211 167H209ZM223 165H224V164H223ZM229 165H230V164H229ZM256 165H257V164H253V166L255 167V168L253 169L254 172H253V170H252L251 167H250L251 169L249 168L250 171H252V173H254V174L256 173L255 170H256L257 167H258V166H256ZM258 165H259V164H258ZM262 165H264V164L262 163ZM4 166H5V163H4ZM14 166H15V165H14ZM23 166H24V165H23ZM29 166H30V165H29ZM31 166H32V165H31ZM31 166H30V167H31ZM47 166H48V165H47ZM47 166H46V167H47ZM55 166H56V165H55ZM62 166H63V165H62ZM66 166H65V167H66ZM98 166H99V165H98ZM98 166H97V167H98ZM141 166H142V165H141ZM141 166H140V168H141ZM168 166H169V165H168ZM186 166H187V165H186ZM191 166H192V165H191ZM191 166H190V167H191ZM218 166H219V167H218ZM218 166H217V167H218V169H219L220 167H223V168H224V166H226V165H224V166L218 165ZM251 166H252V165H251ZM7 167L9 168V164L7 165ZM36 167H37V166H36ZM40 167H41V166H40ZM46 167H45V168H46ZM56 167H57V166H56ZM56 167H54V168H56ZM69 167H70V165H69ZM84 167H85V166H84ZM166 167H167V168H166ZM176 167H177V169H178L177 162H176ZM179 167H181V166H179ZM183 167H184V166H183ZM192 167H193V166H192ZM196 167H198V168L200 167V168H201V166H198V165H197ZM227 167H228V165H227ZM237 167H238V166H237ZM259 167H262V166H259ZM15 168H16V166H15ZM17 168H18V167H17ZM19 168H20V167H19ZM45 168H43V169H45ZM54 168H53V169H54ZM61 168H62V167H61ZM70 168H71V167H70ZM70 168H69V170H70ZM89 168H90V166H89ZM89 168H87L86 170H88ZM91 168H92V167H91ZM98 168H99V167H98ZM115 168H116V167H115ZM134 168H135V167H134ZM142 168H143V167H142ZM193 168H194V167H193ZM215 168H216V167H215ZM223 168H220V169H223ZM234 168H235V171H237V170H236V166H234ZM234 168H233V169H234ZM49 169H50V168H49ZM51 169H52V168H51ZM59 169H60V168H59ZM66 169H67V168H66ZM66 169H65V171H66ZM105 169H106V168H105ZM138 169H139V168H138ZM144 169H145V168H144ZM171 169H172V168H171ZM174 169H176V168H174ZM191 169H192V168H190V170H191ZM205 169H206V168H205ZM228 169L230 170V167H229ZM260 169H261V168H258L257 171L259 170V171L261 172ZM16 170H17V169H16ZM27 170H28V169H27ZM35 170H36V169H35ZM46 170H47V169H46ZM56 170H57V169H56ZM71 170H72V169H71ZM86 170H85V171H86ZM106 170H110V169L107 168ZM145 170H148V169H145ZM179 170H180V169H179ZM181 170H182V167H181ZM187 170H188V169H187ZM196 170H197V169L195 168L194 171H196ZM200 170H202V168H201ZM226 170H227V168H226ZM239 170H240V169H239ZM241 170H242V169H241ZM247 170H248V169H247ZM247 170H246V171H247ZM17 171H18V170H17ZM19 171H20V169H19ZM19 171H18V172H19ZM30 171H32V169H30ZM50 171H51V170H50ZM89 171H90V170H89ZM101 171H102V169H101ZM141 171H142V170H141ZM170 171H171V170H170ZM173 171H174V170H173ZM183 171H184V170H183ZM203 171H204V170H203ZM207 171H208V170H207ZM21 172H22V171H21ZM25 172H26V171H25ZM48 172H49V171H48ZM58 172H59V171H58ZM58 172L56 171L57 174H58ZM67 172H68V170H67ZM92 172H93V171H92ZM97 172L99 173V171H97ZM113 172H114V171H113ZM138 172H139V171H138ZM145 172L147 173L148 171H145ZM150 172H148V173L145 174V175H147V177H148V174H149ZM167 172H168V171H166V173H167ZM181 172H182V171H181ZM191 172H193V169L191 170ZM197 172H198V171H197ZM197 172H195V176L199 174V173L196 174ZM210 172H208V173H210ZM221 172H222V171H221ZM221 172H220V173H221ZM223 172H224V170H223ZM248 172H249V170H248ZM248 172H245V170H244V173H245V174L247 173L246 175H248ZM6 173H10V172L7 171ZM34 173H35V172H34ZM46 173H47V172H46ZM50 173H51V172H50ZM50 173H49V174H50ZM62 173H63V171H62ZM70 173H71V171H70ZM78 173H79V172H78ZM86 173H87V172H86ZM88 173H89V172H88ZM98 173H97V174H98ZM104 173H105V172H104ZM106 173H107V172H106ZM118 173H119V172H118ZM177 173H178V172H177ZM263 173H264V169H263ZM12 174H13V173H12ZM12 174H11V175H12ZM25 174H26V173H25ZM31 174H32V173H31ZM52 174H54V173H52ZM71 174H72V173H71ZM94 174H95V173H94ZM100 174H102V173L100 172ZM141 174H142V173H141ZM141 174H140V176H142ZM153 174H154V173H153ZM185 174H187V173L185 172ZM217 174H218V172H217ZM228 174H231V173H228ZM239 174H241V173L239 172ZM14 175H15V174H14ZM17 175H18V174H17ZM19 175L21 176V173H20ZM47 175H48V174H47ZM76 175H77V174H76ZM78 175H79V174H78ZM103 175H104V174H103ZM107 175H108V173H107ZM107 175H106V176H107ZM150 175H151V174H150ZM169 175H170V173H169ZM169 175H168V176H169ZM180 175H181V174H180ZM183 175H184V174H183ZM189 175H192V174L190 173ZM189 175H188V176H189ZM211 175H212V173H211ZM213 175H214V174H213ZM219 175H220V174H218V177H219ZM222 175H225V173H223ZM222 175H221V177H223ZM231 175H232L233 177L230 176V178H229L230 181L233 180V178L236 177V176L233 175V174H231ZM250 175L252 176L253 174H250ZM259 175H260V174H259ZM259 175H258V176H259ZM8 176H10V174H8ZM15 176H16V175H15ZM22 176H24V175H22ZM27 176H29V175H27ZM95 176H96V174H95ZM100 176H101V175H100ZM163 176H164V175H163ZM168 176H167V177L164 176V177L167 178V179H169ZM216 176H217V175H216ZM216 176H213V178H214V177L216 178ZM228 176H229V175H226V176H225V177L227 178V180H228ZM251 176H249V175H248L247 177H246V176H243V177H244L243 182H244V180H245L246 178H247L248 180H251V178L253 177V176H252V177H251ZM255 176H256V174H255ZM255 176H254V177H255ZM258 176H257V177H258ZM38 177H39V176H38ZM58 177H59V175H58ZM64 177H65V176H64ZM67 177H68V176H67ZM67 177H65V179H66ZM72 177H73V176H72ZM81 177H82V175H81ZM121 177H122V176H121ZM160 177H162V175H161ZM173 177H175V176H174V173H173ZM182 177H184V176H182ZM221 177H220L218 180H217V179H214V180L217 182V181L221 180ZM231 177H232V178H231ZM245 177H246V178H245ZM250 177H251V178H250ZM261 177H262V176H260V178H261ZM263 177H264V176H263ZM25 178H26V177H25ZM25 178H24V179H25ZM29 178H31V177H28V179H29ZM51 178H52V177H51ZM56 178H57V176H56ZM90 178H91V177H90ZM188 178H190V177H188ZM188 178L185 177V179H188ZM191 178H192V176H191ZM194 178H195V177H194ZM196 178H198V177H196ZM204 178L208 179L209 177H208V178H207V177H204ZM226 178H225V179H226ZM236 178H238V176H237ZM236 178H235V179H236ZM240 178H241V177H240ZM258 178H259V177H258ZM258 178L255 177V178H254V179H255L254 182H256V179H258ZM260 178H259V179H260ZM28 179H27V180H28ZM34 179H35V178H34ZM34 179H32V180H34ZM46 179H47V177H46ZM59 179H60V180H58V181H62L61 178H59ZM91 179H93V178H91ZM95 179H96V178H95ZM97 179H99V178H97ZM147 179H148V178H147ZM162 179H163V177H162ZM209 179H211V178H209ZM209 179H208V180H209ZM223 179H224V178H223ZM225 179H224V180H225ZM235 179H234V180H235ZM241 179H242V178H241ZM252 179H253V178H252ZM254 179H253V180H254ZM261 179H262V178H261ZM261 179H260V180H261ZM39 180H41V179H39ZM66 180L68 181L69 178L66 179ZM78 180H79V178H78ZM104 180H105V179H104ZM108 180H109V179H108ZM110 180H111V179H110ZM113 180H114V179H113ZM123 180H124V179H123ZM123 180H122V181H123ZM149 180H150V179H149ZM155 180H156V179H155ZM159 180H160V178H159ZM170 180H171V179H170ZM170 180H169V182L171 183L172 180H171V181H170ZM174 180H175V179H173V181H174ZM189 180H190V179H189ZM192 180H193V179H192ZM198 180H199V179H198ZM224 180H221V182L224 181ZM227 180H225L226 182H225V181H224V182L227 183V182H228ZM236 180H238V179H236ZM253 180H252V181H253ZM260 180H259V182H258V180H257V182H256L257 185H258V184H259V185L262 184V186H261V185H260V186H261V187H264V184H263V183H264V178H263V180H261L262 183H261ZM7 181H8V180H7ZM41 181H42V180H41ZM56 181H57V180L55 179V184H56ZM70 181H71V180H70ZM111 181H112V180H111ZM116 181H118V180L116 179ZM150 181H151V180H150ZM175 181H176V180H175ZM187 181H188V180H187ZM200 181H201V180H200ZM202 181H203V180H202ZM215 181H214V182H215ZM241 181H242V180H241ZM252 181H246L245 184H247V186H248V183L251 182V185H252V186L254 185L253 187H255V189H257V186H255V184H253L254 182L252 183ZM19 182H20V180H19ZM22 182H23V181H22ZM22 182H20V184H22ZM24 182H25V181H24ZM73 182H74V181H73ZM89 182H90V179H88V178H83V179H81L80 184L83 183V184H85V185H83V187H84V186L86 187L87 184L89 185ZM92 182H93V181H92ZM94 182H95V181H94ZM107 182H108V181H107ZM161 182H163V181H161ZM165 182L167 183L168 180H166ZM178 182H179V180H178ZM180 182H181V181H180ZM189 182H190V181H189ZM193 182H194V181H193ZM196 182H197V181H196ZM206 182H207V181H205V183H203V184L207 185V187H208L210 184H212V185H214V186H215V184H216V182H215V184H213V183H214V182H213V179L208 181L210 184H208V182H207V183H206ZM212 182H213V183H212ZM232 182H233V181H232ZM243 182H242V183H243ZM10 183H11V182H10ZM29 183H30V182H29ZM31 183H32V182H31ZM37 183H38V182H37ZM69 183H70V182H69ZM122 183H123V182H122ZM219 183H220V182H219ZM222 183H223V182H222ZM236 183H237V182H236ZM14 184L16 185L17 182H16V183L14 182ZM20 184H19L18 186H20ZM39 184H40V183H39ZM46 184H47V183H46ZM98 184H99V183H98ZM107 184H109V183H107ZM114 184H115V183H114ZM114 184H113L112 188L115 190V186H116V184H115V186H114ZM126 184H127V183H126ZM160 184H161V183H160ZM160 184H158V185H160ZM162 184H163V183H162ZM168 184H169V183H168ZM178 184H179V183H178ZM180 184H182V183H180ZM185 184H186V182H185ZM191 184L194 185V183H191ZM200 184H201V183L199 182V185H200ZM217 184H218V182H217ZM234 184H235V183H234ZM234 184H233V185H234ZM12 185H13V183H12ZM31 185H33V184H31ZM56 185H57V184H56ZM70 185H71V183H70ZM70 185H68V186H70ZM75 185H76V184H75ZM88 185H87V186H88ZM104 185H105V184H104ZM122 185L126 186L125 184H121V186H122ZM156 185H157V183H156ZM170 185H172V184H170ZM175 185H176V183H175ZM186 185H187V184H186ZM186 185L184 186V185L182 184L181 186H183L184 189H185ZM197 185H198V184H197ZM201 185H202V184H201ZM212 185H210L211 188H212ZM226 185H229V182H228ZM230 185H231V184H230ZM230 185H229V186H230ZM243 185H244V184H243ZM243 185H242V186H243ZM13 186H14V185H13ZM18 186H17V187H18ZM64 186H65V185H64ZM96 186H97V185H96ZM100 186H102V185H100ZM121 186H119V187L121 188ZM178 186H179V185H177V187H178ZM181 186H180V189H181ZM210 186H209V187H210ZM214 186H213V188H216V186H218V188H219V186H220V188L218 189V190H220L221 188H223L224 183H223L222 185L218 184V185H216L215 187H214ZM236 186H237V185H236ZM236 186L234 185V186H232V187H236ZM240 186H241V185H239V187H240ZM247 186H246V188H245V186H243V188H241V192H242V190H243L244 188H245V189H244L245 191H249L248 188L251 187V186H250V184H249L248 187H247ZM85 187H84V188H85ZM89 187H90V185H89ZM89 187H87V188H89ZM92 187H94V186H92ZM107 187H108V185H107ZM164 187H166V188H168V187L173 188V186H169V185H168V187H167V185H166V186L164 185ZM177 187H176V188H177ZM183 187H182V188H183ZM197 187H198V186H197ZM199 187H200V189L202 188V189H201V192H203V188H204V186H203V187L199 186ZM225 187H227V186H225ZM232 187H229V188H232ZM239 187L237 186V188H239ZM15 188H16V187H15ZM40 188H41V187H40ZM50 188H51V186H50ZM53 188H54V187H52V189H53ZM55 188H56V187H55ZM57 188H58V186H57ZM62 188H63V187H62ZM71 188H72V187H71ZM78 188H79V186H78ZM87 188H86V189H87ZM98 188H100V187H98ZM122 188H123V186H122ZM124 188H125V187H124ZM158 188H159V187H158ZM160 188H161V186H160ZM171 188H169V193L171 192ZM174 188H175V187H174ZM174 188H173V190H174ZM176 188H175V189H176ZM178 188H179V187H178ZM251 188H252V187H251ZM26 189H27V188H26ZM46 189H47V188H46ZM64 189H65V188H64ZM73 189H74V187H73ZM79 189H80V188H79ZM79 189H76V190L78 191ZM82 189H83V188H82ZM91 189H92V188H91ZM108 189H109V188H108ZM108 189H107V190H108ZM113 189H112V190H113ZM116 189H117V188H116ZM126 189H127V188H126ZM184 189H183V191H182V189H181L180 191H181L182 193H186V194L189 193V194H190L188 188H186V189H188L186 192H185ZM205 189L207 190V188H205ZM205 189H204V190H205ZM246 189H247V190H246ZM252 189H253V188H252ZM258 189H259V188H258ZM54 190H55V189H54ZM57 190H58V189H57ZM76 190H75V191H76ZM84 190H85V189H84ZM96 190H97V188H96ZM98 190H99V189H98ZM98 190H97V191H98ZM114 190H113V191H114ZM120 190H121V189H120ZM124 190H125V189H124ZM156 190H157V189H156ZM176 190L178 191V189H176ZM206 190H205V193H207ZM209 190H210V189H209ZM214 190L216 191V189H214ZM214 190H212V191L215 192ZM230 190H231V189H230ZM250 190H251V189H250ZM253 190H254V189H253ZM253 190L251 191L252 194H253ZM261 190H262V189H261ZM261 190H259L260 192H259V191H258V192L261 193ZM40 191H42V190L40 189ZM67 191H69V189H67ZM77 191H76V192H77ZM88 191H89V190H88ZM115 191H116V190H115ZM165 191H166V190H165ZM167 191H168V189H167ZM180 191H179V192H180ZM193 191H194V190H193ZM212 191H211V192H212ZM222 191H224V190L221 189V192H222ZM227 191H228V188H227ZM234 191H235V190H234ZM70 192H71V191H70ZM86 192H87V191H86ZM99 192H100V194H99L98 192H96V195H98V194H99V195H101V194L103 195L106 191L103 190L104 193H103V192L101 193V190H100ZM107 192H108V191H107ZM107 192H106V194L108 195ZM174 192H176V191H174ZM174 192H173V193H174ZM213 192H212V194H213ZM228 192H229V191H228ZM243 192H244V191H243ZM262 192H263V191H262ZM57 193H58V192H57ZM78 193H79V192H78ZM97 193H98V194H97ZM112 193H114V192H112ZM125 193H126V192H125ZM127 193H128V192H127ZM182 193H181V195H183ZM205 193H203V194H205ZM217 193H218V192H217ZM222 193H224V192H222ZM62 194H63V192L61 193V195H62ZM90 194H91V192H90ZM90 194H89V195H90ZM155 194H156V193H155ZM171 194H172V193H171ZM177 194H178V192H177ZM189 194H188V196L191 195V194H190V195H189ZM200 194H201V193H200ZM203 194H202V196H203ZM207 194H209V195H207V196L212 197V196H214V195L216 194V192H215V194L212 195V196H210V193H207ZM219 194H220V196L222 195V194L220 193V191H219ZM219 194H218V195H219ZM224 194H225V193H224ZM224 194H223V196H224ZM227 194H228V193H227ZM231 194H232V193H231ZM250 194H251V193H250ZM261 194H262V193H261ZM30 195H31V194H30ZM33 195H35V194H33ZM72 195H73V194H72ZM85 195H86V194H85ZM99 195H98V198H99ZM107 195H106V199L108 198ZM116 195H117V194H116ZM178 195H179V194H178ZM184 195H185V194H184ZM184 195H183V196H184ZM192 195H194V194L192 193ZM56 196H59V195L56 194ZM63 196L65 197V195H63ZM63 196H62V197H63ZM93 196H95V195H93ZM103 196H105V195H103ZM103 196H102V197H103ZM111 196H112V195H111ZM113 196H115V195H113ZM163 196H164V195H163ZM207 196H206V197H207ZM220 196H219V198H220ZM225 196H227V195H225ZM228 196H229V195H228ZM228 196H227V197H228ZM231 196H232V195H231ZM237 196H238V195H237ZM253 196H254V195H253ZM24 197H25V196H24ZM33 197H34V196H33ZM60 197H61V196H60ZM69 197H70V196H69ZM73 197H74V196H73ZM91 197H92V196H91ZM186 197H187V196H186ZM194 197H195V195H194ZM194 197H192V198H194ZM206 197H205V198H206ZM216 197H217V196H215V198H216ZM227 197H226V198H227ZM229 197H230V196H229ZM229 197H228V198H229ZM255 197H256V196H255ZM260 197H261V196H260ZM94 198H95V197H94ZM100 198H101V197H100ZM187 198H188V197H187ZM189 198H191V196H190ZM195 198H196V197H195ZM222 198H223V197H222ZM246 198H248V196H247ZM31 199H32V198H31ZM33 199H34V198H33ZM74 199H75V198H74ZM74 199H73V201H74ZM101 199H102V198H101ZM201 199H202V198H201ZM217 199H218V197H217ZM223 199H224V198H223ZM48 200H49V199H48ZM76 200H77V199H76ZM81 200H82V199H81ZM103 200H104V199H103ZM183 200H185V199H182L181 201H183ZM194 200L197 202V199H194ZM203 200H204V199H203ZM203 200H202V201H203ZM218 200H219V199H218ZM260 200H261V198H260ZM260 200H259V202H261ZM4 201H5V200H4ZM7 201H8V200H7ZM12 201H13V199H12ZM33 201H34V205H35V200H33ZM39 201H40V200H39ZM49 201H51V200H49ZM52 201H55V199L52 200ZM52 201H51V202H52ZM70 201H71V199H70ZM73 201H71V202H73ZM84 201H85V200H83V202H84ZM181 201H180V202H181ZM185 201H186V200H185ZM189 201H190V199H189ZM191 201H192V200H191ZM207 201H208V200H207ZM219 201H220V200H219ZM262 201H263V198H262ZM36 202H38V201H36ZM41 202H42V201H41ZM57 202H58V201H57ZM83 202H82V205H83ZM100 202H101V201H100ZM132 202H133V201H132ZM178 202H179V201H177V204H178ZM217 202H218V201L215 202V200H214V201H213V204H217ZM232 202H233V201H232ZM129 203H130V202H129ZM4 204H5V202H4ZM22 204H23V202H22ZM47 204H50V202H48ZM53 204H54V202H53ZM71 204H72V203H71ZM76 204H77V202H76ZM85 204H86V202H85ZM93 204H94V202H93ZM93 204H92V207H93ZM106 204H107V200H106ZM172 204H174V201L172 202ZM177 204H176V206L174 205L175 208L177 207ZM193 204H194V201H192V205H193ZM202 204H203V203H202ZM202 204H201V207H203ZM208 204H210V201L208 202ZM252 204H253V202H251V205H252ZM12 205H13V204H12ZM15 205H16V204H15ZM28 205H30V204H28ZM32 205H33V204H32ZM36 205H37V204H36ZM36 205H35V206H36ZM58 205H60V202H59ZM74 205H75V204H74ZM78 205H79V200H78ZM94 205H95V204H94ZM99 205H100V204H99ZM167 205H171V204H169V202H168ZM180 205H181V204H180ZM186 205L188 206V201H187V204H186ZM186 205H183V206H184L183 209L185 208V209L189 210V208L192 207V206H190V205L187 207ZM219 205H220V202H219ZM254 205H255V204H254ZM3 206H4V205H3ZM96 206H98V204H97ZM111 206H112V205H111ZM178 206H179V205H178ZM195 206H196V205H195ZM197 206H198V205H197ZM220 206H221V205H220ZM255 206H256V205H255ZM255 206H254V207H255ZM260 206H261V205H260ZM16 207H18V204H17ZM21 207H22V206H21ZM68 207H69V206H67V208H66L65 210H67ZM75 207H77V206H75ZM89 207H90V206H89ZM89 207H87V205H86V209H87V208L89 209ZM100 207H101V205H100ZM112 207H113V206H112ZM169 207H170V206H169ZM186 207H187V208H186ZM215 207H217V206H215ZM247 207H248V206H247ZM254 207H253V208H254ZM261 207H262V206H261ZM54 208H56V207H54ZM58 208H61V207L58 206ZM69 208H70V207H69ZM73 208H74V207H73ZM77 208H78V211H79V212H76V214H77V213H80V216H81V213H82L83 211H80V210H82V208H80V206H78ZM96 208H97V207H96ZM171 208H173V207H171ZM181 208H182V206H180L179 208L177 207V211H178V209L180 210ZM194 208H195V207H193V209H192V213H195V214H198V213H199V214H200V212H202V213L204 212L203 209H202L203 211H201V210L198 209L200 212H199V211L196 212V211H197V210H196L197 207H196L195 209H194ZM259 208H260V207H259ZM263 208H264V207H263ZM70 209H71V208H70ZM74 209H76V208H74ZM79 209H80V210H79ZM92 209H93V208H92ZM94 209H95V208H94ZM111 209H112V208H111ZM116 209H117V208H116ZM173 209H174V208H173ZM183 209H182V211L185 210V209H184V210H183ZM254 209H255V208H254ZM254 209H253V210H254ZM257 209H258V208H257ZM23 210H24V209H23ZM45 210H46V209H45ZM47 210H48V208H47ZM54 210L56 211V209H54ZM72 210H73V209H72ZM98 210H99V209H98ZM105 210H106V208H105ZM113 210H114V209H113ZM187 210H186V211H187ZM190 210H191V208H190ZM190 210H189V213H191ZM193 210H194V212H193ZM217 210H218V209H217ZM220 210H221V209H220ZM236 210H237V209H236ZM63 211H64L63 208H62V211H61V209H60V213H62ZM74 211H77V209H76V210H73V212H74ZM87 211H88V210H87ZM103 211H104V209H103ZM109 211H110V210H109ZM175 211H176V210H175ZM182 211H181V213H182ZM186 211H185V212H186ZM214 211H215V210H214ZM242 211H243V210H242ZM255 211H256V210H255ZM257 211H258L259 214H261V217H262V214H263V213H260V212H259V209H258ZM263 211H264V210H263ZM263 211H262V212H263ZM26 212H27V211H26ZM67 212L69 213V211H67ZM206 212H207V211H205L204 214H205ZM223 212H225V211H223ZM237 212H238V211H237ZM239 212H240V211H239ZM243 212H244V211H243ZM83 213H84V212H83ZM87 213H89V212H87ZM87 213H86V214H87ZM118 213H119V212H118ZM120 213H121V212H120ZM122 213H123V212H122ZM245 213H246V212H245ZM74 214H75V212H74ZM76 214H75V216H76ZM86 214L84 213L83 216L86 215ZM94 214H96V211H95ZM207 214H210V213H207ZM220 214H221V213H220ZM233 214H234V213H233ZM241 214H242V212H241ZM259 214L256 216V217H257V220L260 219V218H259V216H260ZM61 215H62V214H60V216H61ZM66 215H67V214H66ZM66 215H65V218H66V220H68L67 217H66ZM78 215H79V214H77V217H79ZM117 215H118V214H117ZM190 215H191V214H190ZM192 215H193V214H192ZM192 215H191V216H192ZM201 215H203V214H201ZM211 215H212V213H211ZM217 215H218V214H217ZM238 215L240 216V214H238ZM245 215H246V214H245ZM49 216H50V215H49ZM73 216H74V215H73ZM75 216H74V217H75ZM83 216H81L80 218H82ZM120 216H121V215H120ZM193 216H194V215H193ZM193 216H192V217H193ZM196 216H197V215H196ZM205 216H206V215H205ZM214 216H215V215H214ZM50 217H51V216H50ZM56 217H57V216H56ZM68 217H69V216H68ZM77 217H76V218H77ZM84 217H85V216H84ZM103 217H104V216H103ZM114 217H115V216H114ZM206 217H209V216H206ZM253 217H255V216H253ZM61 218H64V215H63V217H61ZM71 218H72V217H71ZM71 218H70V220H71ZM87 218H88V215H87ZM93 218H94V215H93ZM115 218H117V216H116ZM119 218H120V221H124V219L121 220V217H119ZM197 218H198V217H196L195 219H197ZM200 218H201V216H199L198 219H200ZM240 218H241V217H240ZM248 218H249V216H248ZM251 218H252V216L250 217V219H251ZM258 218H259V219H258ZM263 218H264V217H263ZM82 219H83V218H82ZM98 219H99V217H98ZM112 219H114V218H112ZM233 219H234V218H233ZM236 219H237V218H236ZM241 219H242V218H241ZM246 219H247V218H246ZM250 219H247V220H250ZM61 220L63 221V220H65V219H61ZM74 220H75V219H74ZM74 220H73V221H74ZM78 220H79V219H78ZM78 220H76V221L79 222ZM95 220H97V219L95 218ZM103 220H104V219H103ZM117 220H118V218H117ZM125 220H126V219H125ZM142 220H144V218H143ZM210 220H211V219H210ZM210 220H209V221H210ZM231 220H232V219H231ZM257 220H253V218H252V219H251V223H253V222H255V221L258 222ZM261 220H262V219H261ZM76 221H74V222H76ZM120 221H119V222H120ZM148 221H149V220H148ZM148 221H147V222H148ZM159 221H160V220H159ZM207 221H208V220H207ZM211 221H212V220H211ZM218 221H219V220H218ZM239 221H240V220H239ZM242 221H243V220H242ZM244 221H245V224H246L247 221L245 220V218H244ZM259 221H260V220H259ZM262 221H264V219H263ZM65 222H66V221H65ZM71 222H72V220H71ZM80 222H81V221H80ZM83 222L85 223V221H83ZM86 222H87V221H86ZM117 222H118V221H117ZM161 222H162V220H161ZM166 222L168 223V221H166ZM215 222H217V220H216ZM234 222H235V220H234ZM256 222H255V223H256ZM52 223H54V222H52ZM68 223L70 224V221H69ZM121 223H123V222H121ZM131 223H132V222H131ZM143 223H144V222H143ZM157 223H158V222H157ZM172 223H173V222H172ZM179 223H180V222H179ZM228 223H229V222H228ZM235 223H236V222H235ZM248 223H249V222H248ZM255 223H254V224H255ZM263 223H264V222H262V224H263ZM65 224H66V223H65ZM69 224H68V225H69ZM76 224H77V223H76ZM88 224H89V223H88ZM93 224H94V223H93ZM115 224H116V223H115ZM144 224H145V223H144ZM147 224H150V223L148 222V223H146V225H147ZM181 224H183V223H181ZM213 224H214V222H213ZM217 224H218V223H217ZM229 224H230V223H229ZM232 224H233V223H232ZM242 224H244V222H243ZM257 224H259V225L261 226V223L258 222ZM70 225H71V224H70ZM72 225H73V224H72ZM90 225H91V224H90ZM101 225H102V224H101ZM117 225H118V224H117ZM119 225H120V224H119ZM134 225H135V224H134ZM146 225H144V226H146ZM167 225H168V224H167ZM171 225H172V224H171ZM179 225H180V224H179ZM179 225H177V227H178V231H177V232H179V229H180ZM224 225H225V224H224ZM252 225H253V224H252ZM76 226H77V225H76ZM84 226H86V225H84ZM84 226H83V227H84ZM94 226H95V225H94ZM109 226H110V227L112 226L111 223L109 224ZM115 226H116V225H115ZM138 226L141 227V225H138ZM155 226H156V225H155ZM169 226H170V225H169ZM239 226H240V225H239ZM245 226H246V225H245ZM262 226H264V225H262ZM128 227L130 228L131 226H128ZM146 227L149 228L148 226H146ZM151 227H152V226H151ZM172 227H174V224H173ZM182 227H184V225H183ZM227 227H229V226H227ZM227 227H226V228H227ZM241 227H242V226H241ZM253 227H254V226H252L251 228H253ZM89 228H90V227H89ZM89 228H88V230H89ZM91 228H92V227H91ZM102 228H103V227H102ZM112 228H113V227H112ZM134 228H135V227H134ZM134 228H133V230H134ZM163 228H164V227H163ZM188 228H189V227H188ZM221 228H222V227H221ZM224 228H225V227H224ZM236 228H237V230H238L239 227H236ZM256 228H257V227H256ZM261 228H263V227H261ZM103 229H104V228H103ZM116 229H117V228H116ZM137 229H138V228H137ZM139 229H141V228H139ZM169 229H172V231H173V228L170 227ZM185 229H186V227H185ZM228 229H229V228H228ZM231 229H232V228H231ZM248 229H250V228H248ZM248 229H246V230H248ZM118 230H119V229H118ZM148 230H149V229H148ZM151 230H152V229H151ZM164 230H165V229H164ZM233 230H234V229H233ZM252 230H253V229H252ZM258 230H259V229H258ZM98 231L100 232L101 230L99 229ZM116 231H117V230H116ZM129 231H130V229H129ZM139 231H142V229L139 230ZM160 231H161V229H160ZM168 231H169V230H168ZM168 231H167V232H168ZM170 231H171V230H170ZM170 231H169V233L171 234L172 232H170ZM175 231H176V230H175ZM183 231H185V230H183ZM229 231H230V229H229ZM234 231H235V230H234ZM234 231H233V232H234ZM242 231H243V230H242ZM254 231H255V230H254ZM256 231H257V230H256ZM107 232H108V231H107ZM130 232L132 233V231H130ZM177 232H176V234H179V233H177ZM180 232H181V230H180ZM230 232H232V231H230ZM243 232H244V231H243ZM116 233H117V232H116ZM134 233H135V231H134ZM140 233H141V232H140ZM142 233H144V232L142 231ZM153 233H154V232H153ZM161 233H163V231H161ZM181 233H182V232H181ZM184 233H186V232H184ZM184 233H183V237H186V236L184 235ZM204 233H205V232H204ZM238 233H239V231H238ZM245 233H247V232H245ZM245 233H244V234H245ZM249 233H250V232H249ZM102 234H103V233H102ZM121 234H122V233H121ZM173 234H175V232H174ZM176 234H175V235H176ZM188 234H189V233H188ZM193 234H194V233H193ZM206 234H207V233H206ZM244 234H242V235H244ZM253 234H254V233H253ZM255 234H256V233H255ZM260 234H261V232H260ZM126 235H127V234H126ZM157 235H158V234H157ZM167 235H168V234H167ZM189 235H190V234H189ZM189 235H187V237H188ZM196 235H197V234H196ZM202 235H203V234H202ZM233 235H234V233H233ZM120 236H122V235H120ZM130 236H131V235H130ZM130 236H129V237H130ZM141 236H142V234H141ZM158 236H159V235H158ZM169 236H170V235H169ZM169 236H168V238H169ZM181 236H182V235H181ZM208 236H211V234L209 233ZM223 236H224V235H223ZM238 236H239V235H238ZM238 236H237V237H238ZM99 237H100V236H99ZM112 237H113V236H112ZM150 237L152 238L153 235H152V236L150 235L148 238H150ZM154 237H155V235H154ZM160 237H161V236H160ZM171 237H174V236L171 235ZM175 237L177 238V236H175ZM191 237H193V236H191ZM196 237H197V236H196ZM249 237H250V236H249ZM254 237H255V236H254ZM258 237H260V236H258ZM258 237L256 236L255 238L257 239ZM103 238H104V237H103ZM103 238H102V239H103ZM122 238H123V236H122ZM125 238H126V237H125ZM135 238H137L136 235H135ZM139 238L142 239V238H144V236L141 238L140 235H139ZM148 238H147V239H148ZM151 238L149 239V241H151ZM155 238H156V237H155ZM155 238L153 239V241L155 240ZM245 238H246V237H245ZM112 239H113V238H112ZM133 239H134V238H133ZM137 239H138V238H137ZM158 239H159V238H158ZM169 239H172V238H169ZM169 239H167V240H169ZM186 239H187V238H186ZM188 239H189V238H188ZM188 239H187V240H188ZM193 239H194V237H193ZM203 239H204V237H203ZM206 239H207V238H206ZM206 239H205V240H206ZM234 239H235V238H234ZM237 239H238V238H237ZM114 240H115V239H114ZM114 240H113V243H114ZM116 240H117V239H116ZM123 240H124V239H123ZM134 240H136V239H134ZM173 240L175 241V239L173 238L170 242L173 243ZM179 240H180V239L178 238V239H177L178 243H179ZM194 240H195V239H194ZM194 240H193V241H194ZM211 240H212V239H211ZM258 240H259V238L257 239V241H258ZM263 240H264V239H263ZM263 240H262V241H263ZM144 241H146V240H142V242H144ZM158 241H159V240H158ZM160 241H161V240H160ZM177 241H176V242H177ZM181 241H182V240H181ZM203 241H204V240H203ZM209 241H210V240H207L208 243H209ZM243 241H246V240L244 239ZM262 241H261V242H262ZM26 242L28 243V240H27ZM30 242H31V241H30ZM116 242H118V241H116ZM130 242H131V241H130ZM137 242H138V241H137ZM142 242H141V243H142ZM168 242H169V241H168ZM190 242H191V241H190ZM194 242H195V241H194ZM194 242H192V243H194ZM261 242H260V243H261ZM27 243H26V244H27ZM40 243H43V242H40ZM113 243H111V244L113 245ZM138 243H139V242H138ZM146 243H148V241H147ZM149 243H150V242H149ZM151 243H152V242H151ZM151 243H150V244H151ZM155 243H156V241H155ZM181 243H183V242H181ZM210 243H212V241H211ZM38 244H39V243H38ZM54 244H56V243H54ZM109 244H110V243H109ZM114 244H115V243H114ZM118 244H119V242H118ZM118 244H117V245H118ZM123 244H124V242H123ZM123 244H122V245H123ZM139 244H140V243H139ZM160 244H163V243L161 242ZM186 244H187V241H185V244L183 245V247H184ZM189 244H191V243H189ZM194 244H195V243H194ZM212 244H213V243H212ZM238 244H239V243H238ZM33 245H34V243H33ZM112 245H110V246L107 245V246H109V248H108V247H107V248H108V251H109L110 254H111V252L114 254V251H115V250H114L115 248L113 249ZM122 245H120V246L118 245V246L121 247ZM124 245H125V244H124ZM128 245H129V244H128ZM136 245H137V243H136ZM148 245H149V244H148ZM152 245H153V243H152ZM165 245H166V244H165ZM179 245H181V244H179ZM209 245H210V244H209ZM209 245H207V244L204 245V246L202 245V247L199 249V250H200V253H201L202 248H203V251H202V252H204V253H206V254H210V252H212V251H210V249L206 250V252L204 251V249H207L206 246L208 247ZM240 245H241V244H240ZM31 246H32V242H31ZM47 246H48V243H47ZM52 246H53V245H52ZM52 246H51V248H52ZM113 246L115 247L116 244L113 245ZM118 246H117V247H118ZM125 246H126V245H125ZM131 246H132V245H130V247H131ZM140 246H141V244H140ZM146 246H147V245H146ZM159 246H160V245H159ZM189 246H190V245H189ZM27 247H28V246H27ZM35 247H36V246H35ZM41 247H42V246H41ZM74 247H75V245H74ZM119 247H118V249H119L118 251L122 250V249H120ZM135 247H136V246H135ZM181 247H182V246H181ZM186 247H188V244H187L183 249H180V251H181V250L183 251ZM204 247H205V248H204ZM209 247H210V246H209ZM245 247H246V246H245ZM263 247H264V246H263ZM10 248H11V247H10ZM48 248L50 249V247H48ZM53 248H54V246H53ZM57 248H58V247H57ZM104 248H105V247H104ZM150 248H151V247H150ZM156 248H157V247H156ZM189 248L192 250L191 247H189ZM189 248H188V249H189ZM193 248H194V247H193ZM212 248H213V247H212ZM4 249H5V248H4ZM7 249H8V247H7ZM25 249L27 250L26 247H25ZM25 249H24V251H26ZM33 249H34V248H33ZM35 249H36V250H39V248H35ZM42 249H43V248H42ZM128 249H129V248H128ZM132 249L134 250V249H136V248H132ZM132 249L130 248L129 250L133 251ZM139 249H140V248H139ZM153 249H154V248H153ZM163 249H164V248H163ZM173 249H175V248H173ZM195 249H196V248H195ZM215 249H218V247L215 248ZM215 249H214V250H215ZM31 250H32V249H31ZM103 250H106V248L103 249ZM113 250H114V251H113ZM116 250H117V248H116ZM191 250H190V251H191ZM214 250H213V251H214ZM8 251H9V249H8ZM8 251H7V252H8ZM18 251H20V250H18ZM24 251H23V252H24ZM48 251H49V250H46V249H45V252H48ZM62 251H63V250H62ZM66 251H67V250H66ZM108 251H105V252L108 253ZM122 251H123V250H122ZM122 251H121V252H122ZM138 251H139V250H138ZM138 251H137V252H138ZM149 251H150V250H149ZM161 251H162V250H161ZM167 251H168V250H167ZM185 251H186V250H184V252H185ZM188 251H189V250H188ZM208 251H209V252H208ZM216 251H217V250H216ZM16 252H17V251H16ZM20 252H21V251H20ZM27 252H29V251L27 250ZM31 252H32V251H31ZM69 252H70V251H69ZM151 252H152V251H151ZM162 252H163V251H162ZM170 252H171V251H170ZM192 252H193V251H192ZM198 252H199V251H198ZM62 253H63V252H62ZM64 253H65V252H64ZM107 253H106V254H107ZM109 253H108V255H110ZM138 253H139V252H138ZM141 253H142V252H141ZM152 253H153V252H152ZM163 253H164V252H163ZM163 253H161V255H162ZM168 253H169V252H168ZM172 253H173V252H172ZM176 253H177V252H176ZM180 253H181V252H180ZM182 253H183V252H182ZM204 253H201V254H204ZM0 254H1V253H0ZM3 254H5V252H4ZM6 254H7V253H6ZM65 254L68 255L67 253H65ZM69 254H70V253H69ZM116 254L119 255L118 252H117ZM116 254H115V255H116ZM185 254H186V253H185ZM10 255H11V254H10ZM15 255H16V254H15ZM66 255H65V256H66ZM70 255H72V253H71ZM97 255H98V254H97ZM126 255H127V254H126ZM168 255H169V254H168ZM171 255H172V254H171ZM173 255H174V254H173ZM173 255L171 256L172 258L174 257ZM22 256H23V255H22ZM50 256H51V254H50ZM176 256L178 257V255H176ZM176 256H175V257H176ZM181 256H184V255L181 254ZM32 257H33V256H32ZM32 257H31V258H32ZM185 257H186V256H185ZM18 258H19V257H18ZM24 258H25V257H24ZM27 258H28V257H26V259H27ZM34 258H35V257H33V258L31 259L33 262H34V260H33ZM49 258H50V257H49ZM63 258H64V257H63ZM97 258H98V257H97ZM166 258H167V257H166ZM172 258L169 257V259H172ZM180 258H181V257H180ZM1 259H2V258H1ZM19 259H20V258H19ZM28 259H29V258H28ZM28 259H27L26 261H28ZM67 259H70V258L67 257ZM72 259H73V256H72ZM173 259H174V258H173ZM177 259H178V258H175L174 260H177ZM24 260H25V259H24ZM36 260H38V259H36ZM101 260H102V259H101ZM178 260H180V259H178ZM183 260H184V259H183ZM16 261H17V260H15V262H16ZM67 261H68V260H67ZM20 262H21V261H20ZM51 262H52V260H51ZM63 262H64V261H63ZM17 263H18V262H16V264H17ZM31 263H32V262H31ZM56 263H57V262H54V264H56ZM65 263H66V262H65ZM67 263H68V262H67ZM67 263H66V264H67ZM82 263H83V262H82ZM82 263H81V264H82ZM182 263H183V262H181V264H182ZM20 264H21V263H20ZM25 264H28V262H26ZM29 264H30V263H29ZM32 264H33V263H32ZM34 264H36V263H34ZM52 264H53V262H52ZM60 264H61V263H60Z\"/></svg>","mask_w":264,"mask_h":264}]
</instances>
